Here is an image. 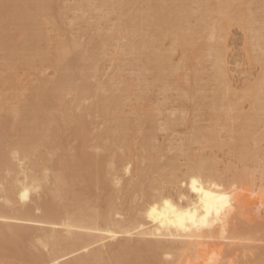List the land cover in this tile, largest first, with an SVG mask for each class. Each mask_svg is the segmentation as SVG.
I'll use <instances>...</instances> for the list:
<instances>
[{"label": "rangeland", "instance_id": "1", "mask_svg": "<svg viewBox=\"0 0 264 264\" xmlns=\"http://www.w3.org/2000/svg\"><path fill=\"white\" fill-rule=\"evenodd\" d=\"M5 1H7V0H0V3L1 4L3 2L5 3ZM8 1H9V3L7 2V6L8 7L11 6L10 8H8L9 9L8 15H10L8 17L10 18L11 21H13L11 24H13L15 26V29L17 26L18 27L21 26V28L23 27L22 30H24V28H25V31L18 30V27H17L16 31H18V33L22 31L21 33H19L21 35H18V33H17V35H18L17 36L15 33V30H13L14 32L12 30H10V32L11 31L13 32V35L15 33L14 36H16V37L21 36L18 39V41L19 40H21V41L17 42V39L16 40L12 39V40H14L15 43L13 41L11 42V44H13V45L15 44V46L12 45L14 47V48H12V51L14 49V51H13L14 54L13 53H12L13 55L11 54L14 61H12L11 55L8 57H7V55H9V54L4 55L6 53L4 51H6V50H4L3 47L0 46V49H3V50H0V59H2V60H0V67H1L0 71H2V72H0L1 73L0 74V101L2 99H4L1 102H3V101L8 102V104H7V102L5 104L0 103L3 106V107H1V105H0V110L2 108V110L0 111V119H3L2 117H4L6 119L10 115L8 112L15 114L18 111L16 110V112L14 111L15 112L14 113L13 112L14 108L19 109L20 107L22 109L26 108L28 111L25 109L27 111V113L25 111L26 117H24L25 114H22V116H20V117L18 116V118L21 120L25 119V118L29 119L32 116L31 114H28L30 112L29 107H28L27 103L24 104V106L21 105L22 104L21 100L25 102V100H27L29 98V96L31 95L32 89H35L38 87H41V89L44 87L47 88L50 85L56 86L58 84L57 78H58V80H60L58 77V74H59V76H65V75H68V77L70 76L68 79L70 81H71V77H72L73 78L72 79L73 86L75 89L74 88L71 89L72 86H70L69 90H68V87L65 88V90H61L60 96L61 97L63 96V97L62 98L60 97V100L59 99H55V100L54 99H50V100L48 99V102H49L48 106L50 105V103L52 101L51 105L55 104L58 107L59 104H61V103H57V101L61 102V100L63 98H64V101L62 102L61 108H59L60 107L59 106L58 107L59 109H55L58 111H55V112L53 110L50 111L51 113L54 112L52 114L50 113L51 114L50 115L51 116L50 121L53 122L52 120H54V119H52V118L54 116H55L54 118L57 117V120H55L54 123L48 122L50 125L47 123L48 127H50L49 129H46L47 128L46 124L44 125L45 128H44V130H42V134H43V132H46V133H44L46 136H44V135L40 136L41 138H43V142L42 141L40 142L41 138L38 139L39 140V146L36 145L37 142H35V145L37 146V148H35V147H34L35 149L31 148L34 153L32 152L31 149H30L31 151L28 150L29 152H28L27 156H30V154H31L32 158H31V156L26 157V160H25V158L24 159L19 158L18 154L14 155V157H13V154H11V152H8L11 155L10 157H13V159H14V160H12V158H9V159H11V160H9L8 159L9 154L7 153V159L9 160V162L11 161V163H13V166H12L13 169L8 172V171L4 170L5 168H0V175L1 176L3 175L2 177H0V198H1L0 199V205H2V203H3V199H2L3 197L2 196H4L3 194L5 191L9 190L8 187L9 186L11 187L10 183L13 180V178H15L16 176L21 177V174H19V173L24 172V170H27V169H28V171L30 170L29 172L31 175L33 172L32 176H34V174H35V176L37 175V177H41L43 175L47 176V174L49 173L48 174L49 176H47L48 181L44 182L45 184L44 183L42 184L44 187H42V189L38 190L35 193H31V195L29 197L30 199H28L24 203L25 208L28 207V205H29V207H33L34 205L38 206L40 204L38 206V207H40V211L35 212V215H37V216H40L41 212H43L47 207H50L51 210L52 209L54 210V209L62 206V204H63L62 202L69 200V201H66V203L64 202L65 205L67 203L69 204V202H70V204H72L71 201L74 202V199H76V200L80 201V203L82 204L81 206H83V207L79 206L80 203L75 202V205H72V206L67 205V206H69L67 209H70V208H81V209L86 208L87 209V207L91 208V209L94 208L93 210L96 212L99 210L98 213L100 215H106V213H108V212H112V214L117 213L119 216L116 215L114 217L116 219H120L121 217H123L122 216L123 214L125 217H126V215H129L130 213L135 214L136 213L135 209L137 207L140 208L142 206L141 204L145 203V201L143 200L144 195L142 196V193L145 194V190L148 187H150V188H148L147 191L150 193L147 192L148 194H146L145 198H147V196L151 195L153 192L156 191L155 193H157L158 190H159L158 192H161L160 190L163 189L161 192L162 194H167V195L172 194L171 196L177 200L179 194H185V192H186L185 186H183L179 181L180 180L182 181L184 174H186L190 168L194 169V167H200V166L203 167L204 170H205V167L207 166L206 170H208L209 173L212 172L211 175L216 176L215 178L218 177L217 179H219L221 181L224 180L225 182L222 181L223 183H227L228 181L232 182V181H234V179L236 180V178L238 179L240 177L239 182L243 181V183H246V185L243 183L242 184L239 183L238 184L239 188L236 192H237V195L241 198V200H243L246 203L251 204V202L253 200H255V198L252 199L253 197L252 198L250 197V194L248 191L256 190L257 192L260 193V189L264 190V114H263L264 113L263 112V110H264V108H263V106H264V87H263L264 86V83H263L264 82V72L262 73V71H264V35H263L264 34V32H263V30H264V18H263L264 17V0H239V1L235 0L237 2V5L239 3L241 5H238V6L233 5L234 6L233 9L234 8L237 9V7L241 6L238 9H242V10L241 11L236 10V13H235V9L233 10L232 7L229 6V8L231 7L230 9H232V11L228 8V11L229 12L231 11V12L230 13L228 12L227 16L217 15V14H215V16H214L213 15L214 13H212L211 15H213V17L215 19H216V17H218V19H216L217 21L214 18H212L211 16H210L211 19H209L208 17L210 15L211 11H213V9H215L216 6L219 4L218 0L217 1L216 0H212V1L209 0V1H211V3L207 0L206 4H208V2H209V4H212V2L216 1L215 3H213L215 5H213V4L212 5H206L207 8H208V6L209 7L211 6V8L208 9V10H210L209 13H208V11H206L208 14H206V12L204 13L203 9L202 10L199 9L202 7L204 8L205 0H190V1L187 0L188 2L186 0H183V1L182 0L181 1L180 0H162L161 6L163 8H160L161 6L160 7L158 6V8L161 9V11L163 12V15L165 12H168L167 14H169V16L170 15L173 16V14L169 13V11L175 12L174 13L175 15L173 17L172 16L168 17V15H166L168 18L165 17V19H170L168 22L171 24V26H173V27L170 26L171 29H168L169 28L168 25H170V24H167V22H165L166 23L165 25L167 26V28H165L166 26L163 25L164 22L163 23L157 22V24L160 23V25H161V26L159 25L160 28L162 27L160 29L161 33L159 36H161V35L164 36L165 34H167V31L171 30L168 32L167 38L165 35L164 36L165 38L163 37V40L160 39L159 41L157 39L155 40L154 37H153L154 39L151 37L153 35L155 36L154 31L156 30V27L158 26L157 24H155V22L158 21V18H159V16L157 15L159 12L158 11L159 9L157 10L156 5H155L156 9H153L154 11L157 10L155 13L151 7L149 8L150 12L147 8L148 5L150 6L151 0H147V2H146V0H134V1L133 0H126V2H125V0H122V2H121V0H117V1L112 0L113 2L111 0H110L111 2L109 0H8ZM42 1L44 2V5H43ZM105 1H108V2H105ZM119 1H120V3H119ZM132 1L134 3H136V6L134 3L133 4L131 3ZM154 1L155 0H153V3L156 2L158 4V0L155 2ZM197 1H199V2L201 1L200 3L203 2L204 3V4H202L203 6ZM223 1H226L228 5L229 4L232 5V3H235L234 0H232L233 2L228 1V0H223ZM109 2L112 3V5H110ZM228 2H230V3H228ZM117 3H119L120 5ZM125 3H127V4H125ZM8 4H11V5H8ZM121 4H122V6H121ZM128 4H129V6H128ZM138 4H141V5H138ZM20 5H22V6H20ZM34 5L36 6V9H33L35 7ZM158 5H160V4H158ZM199 5H201V6H199ZM115 6H118V7H116V9H115ZM134 6L136 8H138V10L135 9ZM235 6H237V7H235ZM16 7H18V8H16ZM166 7H168V8L170 7L171 10H168V8H166ZM23 8H25V9L27 8L26 9L27 12H25V14H23L20 11V9L23 10ZM131 8H132V10H131ZM133 8H134V10H133ZM181 8H183V10ZM162 9H164V10H162ZM165 9L167 11H165ZM173 9L175 11H172ZM178 9H180V10H178ZM147 10L149 13L146 12ZM119 11H121L122 14ZM161 11L159 12V15L162 14ZM180 11H184V13L180 14ZM199 11H200V13H199ZM201 11H202V13H201ZM242 11H243V16L241 17V14H238L237 12L241 13ZM233 12H234V15H232V16H235L237 21L235 20L234 17L231 16V13H233ZM19 13H22L21 15H23V16L25 15V18H23V20L21 18L22 16L19 17ZM139 13H141V14H139ZM144 13H145V16L143 15ZM249 13H250V15H249ZM236 14L241 17L239 20H238V16ZM29 15H30V17H33V18H31V20H30ZM128 15H131V16L133 15V16H135V18L137 17V20L134 17L131 18V19H133V21L135 20L132 23L130 21ZM149 15H151V16L148 19ZM153 15H157V16H153ZM163 15H162V17H164ZM176 15H178L179 17H183L184 20H181L182 18L178 19L179 17ZM183 15L186 17H184ZM201 15L202 16L205 15V16L202 17ZM45 16L47 19L43 18ZM142 16H144L143 17L144 19L142 18ZM124 17H126V18L124 19ZM160 17H161V15H160ZM175 17H177L176 21H175L176 23L178 20H181L180 21L181 23H182V21H184L182 23L183 26L180 25L181 23L179 24L182 28L181 27L178 28L179 26L176 27L177 24H175V26H174L173 23H174ZM165 19H163V21ZM171 19H172V21H171ZM202 19H204V20L202 21ZM224 19H226V20H224ZM227 19H231V21L229 23L232 25H229L228 23H226ZM250 19L251 20L254 19V20L250 21ZM20 20H22V21H20ZM122 20H123V22H121ZM124 20H125V22H124ZM223 20H224L225 24H228L229 26H226L223 23L222 26L223 27L225 26V28H223V27L222 28L223 29L227 28V29L225 31L224 30L218 31L219 29L217 26L220 24V21L223 22ZM16 21H18V23ZM31 21L33 23H31ZM159 21H160V18H159ZM198 21H200V22H198ZM24 22H26V24ZM35 22H36V25H35ZM140 22H141V24H140ZM204 22H207L208 25L211 24V27L209 26L210 29H208V26L205 29L207 24ZM27 23H28V25H27ZM42 23H44V24H42ZM123 23H125V24H123ZM212 23H215L214 25H216V26H213ZM149 24H151V25H149ZM130 25L133 27H131ZM136 25H137V27H136ZM27 26H29L30 28L29 27L27 28ZM34 26L35 27L39 26L40 28L39 27L34 28ZM212 26L214 28L215 27L217 28L216 32L214 30V32H215L214 37L211 36V34L212 35L214 34L213 30L211 31L212 33L211 32L209 33V31L213 28ZM151 27H153V28L155 27L153 29L154 31H152ZM12 28H14V27L12 26ZM12 28L10 27V29H12ZM21 28L19 27V29H21ZM164 28H165V31H164ZM177 28H178V31L181 33V36H184L183 38H185V39H181V40L182 41L186 40L185 43L184 42L182 43V41H181L178 44L177 42L179 40L177 39V41H176V39L173 38L174 33H175V35L176 34L180 35V33L176 32V30H175ZM173 29L175 30L174 32H173ZM204 29H205V31H204ZM30 31H31V33H30ZM120 31H122V32H120ZM256 31L258 32V34H260V32L263 33V34H261V37L262 36L263 37L259 38L260 35L257 36ZM40 32L42 33V36H39ZM150 32L153 33V35H151ZM171 32L173 34L172 36L170 35ZM218 32H220V33H218ZM22 33H24L25 36H23ZM34 33H35V35H34ZM127 33H129L130 35L132 34L131 35L132 37L128 36L129 34H127ZM31 34L35 37L34 39H33V36ZM37 35L39 37H37ZM168 35L171 36L172 38L169 37ZM178 35H176V36L179 39L182 38ZM205 35L208 38L207 37L205 38ZM176 36H174V37H176ZM12 38H14V37H12ZM27 38H28V40H27ZM31 38L33 39L32 43H31ZM37 38H39V39H37ZM203 38H205V39L203 40ZM212 38H214V39H212ZM216 38H217V40H216ZM129 39H131L132 41ZM33 41H35V45H33L34 44ZM59 41H62V42L60 43ZM129 41L134 45H131V43ZM150 42H151V44H150ZM59 43L61 44L60 46H59ZM214 43L215 44L217 43V44L214 45ZM145 44H147L149 46L152 45V46L151 47L148 46L150 48V49H148L147 45H145ZM30 45H32V46L30 47ZM154 45H156V46H154ZM220 45L221 46L223 45V47L221 48ZM21 46H23V47H21ZM80 46H82L83 48ZM101 46H102V49H101ZM103 46H105V47H103ZM20 47H21V49H20ZM34 47H36V48H34ZM94 47H97V48H94ZM22 48H23V50H22ZM70 48H72V52H71ZM75 49H76V51H75ZM217 49L219 50V52L216 51ZM54 50L55 51L59 50L58 52L60 53L61 58H59V56L57 54L58 52L56 53ZM88 50H89V52H88ZM34 51H35V53H34ZM61 51H64L67 55L65 53L61 54ZM83 51H85V52H83ZM29 52H31V53H29ZM79 52H80V54H79ZM164 52L166 53L168 58L165 57L166 55ZM55 53L57 54L56 58H55ZM21 54H23L24 56H22ZM31 54L34 57H32ZM50 54L52 56H50ZM76 54H78V55H76ZM61 55H63L65 58L68 57V60L71 61V62H66L67 65L64 62L65 63L64 68L62 66L63 62H61V64L59 63L60 60L63 58V56H61ZM81 55H82V57H81ZM159 55L160 56L164 55V56L160 57ZM15 56H16V58H15ZM27 56H29V57H27ZM73 56H74V59H73ZM75 56H79V57H77V58H79V60H82L83 58H85V61L83 59V61L78 63L79 60L78 61H77V59L75 60ZM87 56H89V57H87ZM90 56H91V60L89 59ZM97 56H98V58H97ZM148 56H149V60H148ZM57 57L60 60L56 63L54 61H57L56 60ZM157 57H160V59L158 58L159 60H161V58H163V59L166 58L167 60L170 58L168 61H166L167 66L164 65L165 64V62H164V63H162V65L160 64L159 67L158 66L156 67L155 62L158 60V59L156 60ZM4 58L9 60V61L5 60ZM86 58H87V60H86ZM10 59H11V63H10ZM22 59H25V60L22 61ZM98 59H99V61H98ZM140 59H141V61H140ZM214 59H216V60H214ZM68 60L64 59V61H68ZM20 61H21V65H20ZM22 62H23V64H22ZM168 62H170L171 64ZM15 63H17V64H15ZM54 63H56V64L59 63L57 65V67H60V68L55 67L56 64H54ZM89 63L94 64L95 68H94V65H90ZM145 63H147V65ZM153 64H155V66ZM33 65H34V67H33ZM82 65H84V66H82ZM147 66H149V67H147ZM151 66H153L154 69ZM169 66H171V67H169ZM65 67H67V69ZM82 67L83 68L85 67L86 69L88 67L89 68L92 67L93 70L96 68L97 69L93 71L92 68L91 69L88 68L89 70H87V72H89L91 70L89 72V75L87 72H85L88 75L87 78H89V79H87L88 84H90L89 91H86L84 88H81L80 90H78L79 92L78 91L76 92L75 90L79 89L78 87H80L81 86L80 83H82L79 81L80 77H81L82 70H83ZM146 67H147V69H146ZM161 67L163 70L160 69ZM2 68L4 70H2ZM169 68H171V69H169ZM193 68L197 69V70H194ZM9 70H11V71H9ZM64 71L68 72V73H65ZM91 72H92V74H91ZM4 73H6L7 74L6 76H8V77L4 76ZM12 73H14V74H12ZM162 74H164V76ZM191 74H193V75H191ZM197 74L200 76H198ZM9 76L11 77V79ZM77 77H79V78H77ZM197 78H198V80H197ZM6 79H8V80H6ZM194 79H195V81H197L196 84H195ZM3 80H4V82H3ZM107 80L109 81V83H107L108 82ZM6 82H8V83H6ZM9 82H11V83H9ZM103 82H105V83H103ZM112 82H113V84H112ZM36 83L39 86H37ZM53 83H57V84L54 85ZM29 84H31V85H29ZM63 84H64L63 87L69 85V83H67L68 85L66 83H63ZM71 84H72V82H71ZM108 84H110V85H108ZM192 85H193V87H195V86L196 87L193 88ZM34 86H37V87H34ZM75 86H78V87H75ZM91 86H92V88H91ZM113 86H114V88H113ZM255 86H259V90L257 91L258 92L257 94L259 96V100H258L259 104H257V108H259V109L257 111H255L257 114L254 113L253 105L250 103V100L247 99V97H246V95H248L250 93V89H252ZM50 87H48V88L50 89ZM95 87H96V89H94ZM229 87H231V88H229ZM261 87H262V89H261ZM27 88L29 90H31V92H29V90ZM103 88H104V90H103ZM62 89H64V88H62ZM66 89L68 91H70V90H72V91L68 92ZM92 89H94V90H92ZM110 89L113 91H110ZM116 89H118V90H116ZM44 90H45V88H44ZM44 90H43V92L39 98V99H41L42 103L47 102V97H49L48 94L46 93L47 96L44 97L46 100L43 99L44 101H42V97H43L42 95L45 94ZM46 90L48 91V89H46ZM50 90H49V92H50ZM91 90H92V93H91ZM100 90L101 91L103 90V92H101L103 94V97L105 95H107V96H105L106 98H112V99H107L108 101L106 102V104L107 103H109V104L106 105L105 102H103V104H101V106H104L103 109H105V110H102L103 113L101 111L98 112V109H94V108H97L94 104L97 99H95V97L92 98L93 97L92 95H94L95 91L97 92V94H99L98 95L99 97H102L101 93H99ZM123 90L125 91V93L123 92ZM190 90L194 91V92H191ZM80 91H82V92H80ZM83 91H84V94H83ZM185 91L191 92L190 93L191 95L189 93H186ZM22 92L23 93L25 92V93L23 94ZM96 92H95V94H96ZM62 93H63V95H62ZM77 93H79L78 97L80 98L81 101L78 100L79 98L77 99L76 96H74ZM97 94H96V96H97ZM193 94H194V96H193ZM182 95H183V97H182ZM189 95H190V97H187ZM231 95H233V98L232 97L230 98ZM234 95H235V97L237 96L236 97L237 99L234 97ZM184 96H186V97H184ZM218 96H220V97H218ZM9 97H10V100L8 101ZM24 97H25V99H24ZM26 97H27V99H26ZM192 97H195V98H192ZM5 98H6V100H5ZM94 99H95V101H94ZM227 99H229L230 101H228ZM67 100H68V102H67ZM55 101L57 104L55 103ZM222 101H225L224 105L228 104V106H231V108H233L232 109L233 111H229L226 106L224 107ZM226 101H228V102L226 103ZM14 102H16V103H14ZM65 102H67V105ZM76 102H78V103H76ZM215 102H217V103H215ZM261 102H262V104H261ZM219 103H220V105H219ZM14 104L17 106H14ZM10 105H11V107H10ZM215 105H217V106H215ZM8 106H9V108H8ZM66 106H68V107H66ZM237 106H239V107H237ZM62 107H64V108H62ZM8 109H13V110L9 111ZM60 109L62 112L61 111L59 112ZM112 109L113 110L115 109V110L112 111ZM237 109H239V110H237ZM6 110H7L8 115L5 117ZM63 110H65V111H63ZM236 110H237V112L239 111L237 114L235 113ZM240 111L242 113H240ZM231 112H232V114H231ZM100 113H102L101 115L103 117L100 115ZM112 113H114V115ZM239 113H240L239 117L234 116V114L238 115ZM248 113L255 115V121L256 122H254V127L251 130L252 132L250 131L248 134L249 139H247L246 142L244 143V145L246 147L244 146V148H242V147H240L241 145H238V142H237L238 137H239L238 135H240L239 134L240 128L237 131L236 129L235 130L232 129V126L234 125L233 128H237L235 126L240 125V124L238 125V123H237L240 121V117H242V116L244 117L245 115H249ZM63 114H65V115H63ZM11 115L9 118L13 117V115H12V117H11ZM97 115H99V116H97ZM27 116H29V117H27ZM13 118L10 119L11 122H13L14 120L15 121L19 120V119L16 120L15 118L14 119ZM60 118H61V120H60ZM147 118H148V120H147ZM173 118H176V119L173 120ZM178 118H180V119H178ZM5 119H3V121ZM27 119H26V121H27ZM30 119H32V117ZM67 119H68V121H67ZM145 119H146V121H145ZM150 119H151V123H150ZM238 119H239V121H237ZM132 120H133V122H132ZM5 121L7 122L9 120H5ZM15 121H14V123H15ZM147 121H149V124ZM172 121H174V122H172ZM9 122H7V123H9ZM11 122L9 124H12L14 126V128H12V125H11V128H10L11 131L8 128L7 132H6L10 136L9 135L6 136L5 134H3V131H2L3 129L0 130V135H2V134L5 135L6 137L9 138V141H10V139L13 141L14 140L16 141L17 139H19V141H20L19 137H21L20 134H21L22 130H19V129L20 128L22 129V126L17 122L16 124H19V126H20V127L18 126V128H17L16 127L17 125L15 126ZM136 122L137 123L139 122V124L136 125L137 124ZM155 123H156V125H155ZM235 123H237V125ZM51 124H52V126H51ZM150 124H152V126L155 129L151 128ZM6 125L7 124H5L4 126L7 128L8 126H6ZM59 126H60V128H59ZM129 126L131 127L130 134H128L129 133L128 131L130 129ZM243 126H239V127H241V129L243 128V130H244ZM127 127H128V131H127ZM141 127H142V130H141ZM62 128H63V130H60ZM137 128H139V129H137ZM125 129H126V131H125ZM146 129L149 132L152 131L153 129H154V131H153V133H149V132H146ZM229 129L230 130L232 129V130L230 131ZM4 130H5V128H4ZM17 130H19V133ZM204 133H207V134H204ZM107 134H109V135L106 136ZM194 134H195V136H194ZM229 134L231 135V137L233 139L230 138ZM49 135H52V138H49ZM128 135H129L128 138H123V137L128 136ZM232 135H234V137ZM63 136H64V138H63ZM149 136H151L150 138H152L151 141H150ZM1 137H3V136H1ZM44 137H46L47 141H49L48 143L46 140H44L45 139ZM144 137L147 139L149 138V139L148 140L146 139L147 141H145ZM212 137H213V139H212ZM4 138H3V140H4ZM8 138H7V141H8ZM103 138H104V140H102ZM208 138L210 139V141ZM126 139H128V140L126 141ZM5 140H4V142H5ZM123 140H125V142ZM143 140H144V143L141 144V142H143ZM229 140H230V142H229ZM7 141H6V144H9V143H7ZM112 141L114 143H112ZM17 142H18V140H17ZM108 142L109 143L111 142L112 144H109ZM145 142L146 143L149 142L148 145L145 144ZM236 142H237V144H236ZM2 143L3 142H1V144ZM120 143H122V144H120ZM10 144H11V141H10ZM58 144L60 145L61 148H58L59 147ZM149 144H151V145H149ZM152 144H153V146H152ZM201 144H202V146H201ZM3 145H5V144H3ZM35 145H33V146H35ZM145 145L148 146L149 148L146 147ZM124 147H126L127 149ZM94 148H96V149H94ZM52 150L56 151V153L53 154L54 151H52ZM113 150L117 153H115ZM126 150H129V151H126ZM145 150H150V151H145ZM238 150H240V151H238ZM241 150L243 151V153L245 152L244 153L245 155L241 152ZM59 151H60L61 155L59 154ZM133 151H134V153H132ZM137 151L139 154L136 153ZM154 151L156 153H154ZM159 151H162V152L160 153ZM49 152L52 153L51 156H50ZM79 152H81V155H79L80 154ZM239 152H240V156L242 153L241 157H244V156L248 157L249 156L248 154H250V158L248 157V158L244 159L245 157L241 158L240 156H239L240 157L239 158L238 157ZM85 153H87V154L85 155ZM71 154H73L74 157L71 156ZM144 154H146V156ZM152 154H153V156H152ZM38 155H40V156H38ZM42 155H44V156H42ZM64 155L65 156L68 155V156L65 157ZM161 155H162V157H161ZM83 156L87 157L86 160ZM95 156H97V157H95ZM49 157H51V158H49ZM52 157L54 158V160L58 159V161L56 160L57 161L56 165H55L56 167L54 168L56 170H54V171H55V173L58 174L59 178L61 177V175L64 177V174H61V172L65 171V170H63V168H65V167L62 168V166L66 165L67 167H69L67 170L70 173H68V172L67 173L69 174L70 179L73 180V178L74 177L76 178V176H77V178L80 180L81 177L83 178L85 173L88 174V172H89L92 175L88 174L87 179L90 180V176H91V179H93V181H91V182H95V183H93L94 185H90V184H92L90 181H89L90 186L88 184H86L87 182L85 183L86 184L85 185L84 183L80 182L82 179L79 182H78V179H76V184H78V185L72 186L75 183V181L73 180L74 183L71 182L70 183L71 185H70L69 184L70 179L65 174L66 176L64 178V182H66L65 180L69 179L68 183L67 182L66 183L69 184L70 186L69 185L67 186L65 183V185L67 186V188H66L62 182L60 183V185L62 184L64 189L65 188L71 189V186L73 187V189H71L70 192L68 190H64V189L62 190L63 187L61 185L60 186L61 190H62V192L65 193V194L61 193L63 196L65 195L63 198V201L57 200V202L55 201L52 204V202H49V201H51V197L46 192L48 187H51V186H52L51 188L54 187L52 185V181L54 179L53 176H57V174L52 172L53 170H51V172H49V170L52 169V168H50V166L51 165L54 166L53 165L54 161H53ZM122 157H124V158L121 159ZM151 157H154V158H151ZM155 157H156V159L158 158L156 161L154 160ZM48 158L52 159L53 164L48 163L49 162ZM80 158L82 160L84 159L85 161L83 160V162H81ZM145 158H149V159H145ZM100 159H101V161H100ZM143 159H145V160H143ZM20 160H22V161H20ZM41 160H42V162H41ZM71 160H73V161H71ZM75 160H78V161H75ZM122 160L126 161V163ZM63 161H64V163H63L64 165L61 164V162H63ZM91 161L93 162V164ZM98 161H100V162H98ZM110 161L111 162L113 161V163H114L113 168L116 166L114 168V170H112V169L110 170V168H111L109 166ZM114 161H116V162H114ZM58 162H60L61 165ZM86 163H88V164H86ZM127 163H129L128 166L130 168L129 169L130 173L124 174V173H122V172H124L123 166L126 165ZM36 164H38V165H36ZM48 164L50 165L49 168L47 166ZM79 164H81V165L79 166ZM150 164H152V165H150ZM155 164H157V165H155ZM58 165H60L61 168ZM32 166H33V168H32ZM37 166H38V168H37ZM43 166H45L46 169ZM162 166H163V168H162ZM168 166H170V169H172V170H170L168 168ZM101 167H104L105 169L101 168ZM117 167L118 168L120 167L121 170L118 169ZM153 167H155V168H153ZM159 167H160V169L162 168V170L157 169ZM57 168H58V170H57ZM94 168H95V170H93ZM97 168L101 169V171L99 172V170ZM2 169H3V171H2ZM77 169L80 170V171L78 170V172H79L78 174H77ZM115 169L117 171H115ZM210 169H212V170H210ZM14 170H16V171H14ZM37 170H38L39 176H38ZM40 170H42L41 174H40ZM85 170H87V171H85ZM156 170L158 171V173ZM206 170L203 172H206V175H207L209 173ZM105 171L106 172L108 171V173H106ZM97 172H98V174H97ZM15 173H17V174H15ZM50 173H52V174H50ZM113 173H117L116 175L120 178V182H119L120 184L119 183L118 184L113 183V181H112ZM166 173H168L169 175ZM53 174H55V175H53ZM75 174H77V175H75ZM87 174L85 175V178H86ZM96 174H97V176H96ZM100 174H104V176L102 175L104 178H105L106 174H108V175L104 179V178H102V176ZM148 174L150 177L148 176ZM151 174H153V175H151ZM124 175H127V176H124ZM162 175H164V176H162ZM242 175H244V179L242 178V180H241ZM92 176L96 177V178L94 177L95 180ZM100 176H101V179H104V180H100L99 179ZM160 176H161V178H164V179H160ZM248 176H250L249 179H254V180H252V182L255 181L254 184L252 182H250L251 180L249 181V179L247 178ZM52 177H53V179H52ZM63 177H62V179H63ZM109 177H110V179H109ZM178 177H179V179H178ZM11 178H12V180H11ZM167 178L169 180H171V183ZM170 178H172L173 180ZM153 179H155V180H153ZM175 180L177 181V184H176ZM100 181H102V183L104 185L102 183H100ZM110 181L112 184L110 183ZM151 182H152V184H151ZM173 182H175V183H173ZM79 183L85 185V188L82 187V189L81 188L77 189L76 187H80ZM178 183H180V185ZM247 183L248 184L252 183L253 185H248ZM95 184H96V187H95ZM153 184H155V185H153ZM156 184H159V185H156ZM166 184H168V185H166ZM2 185L5 187H3ZM45 185L46 186L49 185V186L46 187ZM151 185H153L154 187ZM86 186H88L89 188H91V186H94L93 187L94 189L92 188L89 190ZM60 187H59V189H60ZM140 187H142V188L140 189ZM260 187H263V188H260ZM44 188H46V189H44ZM117 188H119V189L116 190ZM136 188H138L139 190ZM143 188L145 190H143ZM44 190H45V192H43ZM150 190H152V191H150ZM136 191L139 192V195H138V192L135 193ZM142 191H144V192H142ZM75 192H77L76 193L77 195L75 194ZM66 194H67V197H66ZM47 195H49V196H47ZM73 195H74V198H73ZM80 195L82 196V198ZM88 199L90 201H88ZM59 201H60V203H59ZM83 201H85V202H83ZM41 202H42V204H41ZM89 202L90 203L94 202V204L92 205ZM130 202H132V203H130ZM43 203H44V205H43ZM85 203H89L90 205H87V207H86ZM135 203H136V206L138 205L137 207L135 206ZM20 204L21 203H18L15 199L14 202L12 201L10 208L8 207L11 210L6 209L7 212L10 211L9 212L10 215H18V214H16V211L17 210L19 211V209H20V211H23L22 208L24 209V207H22L23 205L22 204L20 205ZM56 204H57V206H56ZM83 204H85V207ZM45 206H47V207H45ZM76 206H78V207H76ZM89 206H91V207H89ZM42 207L44 208V210ZM132 207L133 208L136 207V208L132 209ZM108 208H109V211H108ZM250 208H252V206L249 207L247 210H250L251 213L246 212L248 214H246L244 218H238L237 219L236 217H234V219H232L233 222L231 221L230 226H229V228L231 227L230 228L231 231L239 232V230H240L239 233H241V235L245 234L244 235L245 237H248L251 239V242L238 241L237 242L238 245L232 247L233 249L235 248L234 251L236 252L235 253L234 251H232L233 255L231 256V259H230L232 264H241V263L242 264H252L253 261H254L253 262L254 264H264V262H262V263L258 262L257 263L256 259L255 260L250 259V258H252V256L255 257L256 253L259 254L260 252L264 251V230H263L264 229V224H263L264 206H263V208H261L262 210H260V211H262V212H260L259 216L255 215L253 212L255 210H251ZM96 209H98V210H96ZM119 209H120V211H119ZM130 209L132 210V212L130 211V213H128V211ZM47 210H49V208ZM123 210H125V211H123ZM20 211H19V213H20ZM101 212H102V214H101ZM103 212H105V213H103ZM120 213H121V216H120ZM252 213H253V215H252ZM261 218H262V220H260ZM241 219L245 220V221L243 220L242 224L240 222ZM240 224H241V226H240ZM239 226H240V229H239ZM243 226L245 227V229ZM246 228L248 231L246 230ZM37 231L38 230H32L31 231V229H29V230L27 229V231H25L24 234L21 233L22 236L19 237L21 239V242L19 243V250L20 251L25 252L23 248L27 249V247L34 244L33 243L34 242L33 237H35L36 235H39V233H40ZM231 231H230V233H232ZM36 232H37V234H36ZM27 233H28V235H27ZM29 237H30V239H29ZM119 239L117 241H119ZM102 242H100L101 245L97 243V244L91 245V247L89 246L86 250H83V251H87L88 249L93 251V249H95V248L97 249L99 247V245L102 247L103 243H105V245L106 244L108 245V243H109L108 241L107 242L104 241L103 243ZM119 243L123 244V242H119ZM119 243L117 242L116 244L119 245ZM134 243H135V245L137 244L134 241V239L130 240L129 245L127 242L126 246L128 245V247L129 246L131 247L134 245ZM10 245L12 247H14L12 245V242L8 244V247ZM96 245H97V247H96ZM1 246L2 245L0 244V247ZM11 246H10V248L7 247L8 249L5 248V250H2L0 248V255H2V254L4 255V257L0 256V264H4V263L5 264L6 263L7 264H9V263L14 264L15 261H14V258H12V257L14 256V254L16 252L18 253V251H17V249L11 248ZM22 246H23V248L21 249ZM137 246L133 247L134 248L133 250H135V254L133 253L134 251L129 253L130 254L129 259H131L132 261L135 260V258L137 259V261H133V262H136L137 264H141V263L142 264H155V263L157 264V262H154V260L159 261L161 259L162 261L160 260L158 263L164 264L165 257L162 255V252L156 251V252L161 253V256H163L162 258H160L161 256L159 255V253H156L154 249H152V251H154L155 253L150 251L151 249L150 250L146 249L142 243L138 247ZM222 246H221L222 249L224 250V248H225V252H226V250L228 252L227 247L224 245H222ZM245 247H247V248H245ZM33 249L34 250H32V247H31L29 250L33 251L34 253H37V250L39 248H37L36 251H35V248H33ZM100 249L104 250V249H106V247L104 246L103 248H100ZM107 249H108V247H107ZM136 250H138V251H136ZM148 250H149V252H148ZM257 250H259V251H257ZM3 251H4V253H3ZM5 251H6V253H5ZM91 251L88 253H93ZM96 251H94V252H96ZM139 251H140V253H138ZM105 252H107V251H105ZM253 252H256V253H253ZM84 253H86V252H84ZM84 253L82 251L77 255L74 253L73 254L74 256H72V257H70L71 255H68L69 257L66 256L64 260L62 259L64 262L62 261L61 263L62 264L73 263L72 258L76 259V258H78V255H82V254L83 255L79 256V257H83V256H85ZM247 253L250 255H248ZM131 254H132V256H131ZM152 254H153V256H152ZM157 254L159 255L158 256L159 258L156 257ZM105 255H106V253H105ZM154 255H155V257H154ZM126 256H127V254L122 257L123 258L122 260L125 259L126 262H129L130 260L128 261L127 260L128 258ZM247 256L248 257L251 256V257L248 258ZM133 257H134V259H132ZM6 258H8V259H6ZM153 258H154V260H153ZM156 258L159 260H157ZM246 258L249 259L250 263L246 262V261H248V259L246 260ZM138 259L140 261H138ZM59 261H61V260H59ZM142 261H145V262H142ZM121 262H123V264H124V261H121ZM61 263H58V264H61ZM136 263H134V264H136ZM106 264H111V263L107 262ZM127 264H132V262L127 263ZM170 264H174V262L170 263Z\"/></svg>", "mask_w": 264, "mask_h": 264}, {"label": "bare ground", "instance_id": "2", "mask_svg": "<svg viewBox=\"0 0 264 264\" xmlns=\"http://www.w3.org/2000/svg\"><path fill=\"white\" fill-rule=\"evenodd\" d=\"M110 1V0H109ZM112 1V0H111ZM110 1V2H111ZM117 1V0H116ZM134 1V0H133ZM131 2L132 4L134 3V2ZM155 1H157V0H155ZM154 1V2H155ZM181 1V0H180ZM179 1V2H180ZM183 1V0H182ZM187 1V0H186ZM185 1V2H186ZM190 1V0H189ZM209 1V0H208ZM212 1V0H211ZM211 1H209L210 3H211ZM217 1V0H216ZM215 1V2H216ZM228 1H231V2H233L232 0H228ZM235 1V0H234ZM236 1H239V0H236ZM235 1V3H232V5H228L227 4V2L226 1H223V0H218V2H219V4L216 6V8L215 9H213V11H211V13H210V15H209V19H211V17L212 18H214L213 17V15L215 16V14H217V15H225V16H227V14H228V8H229V6H231L232 7V9H233V5H237V2ZM7 2L9 3V1L7 0V1H5V3L3 2L2 4L0 3V46L1 47H3V49L4 50H6V51H4V52H6L4 55H6V54H9V55H7V57L8 56H10L12 53L14 54V49H13V51H12V48H14L13 46H15V44L13 45V44H11V42L13 41L14 42V40H16L17 39V42H19V41H21V40H19L18 41V39L21 37H16V36H14L15 35V33H16V35H17V33H18V31H16L17 30V27H16V29H15V26L13 25V24H11L13 21H11L10 20V18L8 17V16H10V15H8V8H10L11 6H7ZM41 2V1H40ZM105 2H108V1H105ZM109 2V3H110ZM113 2V1H112ZM121 2H122V0H121ZM125 2H126V0H125ZM146 2H147V0H146ZM188 2V1H187ZM197 2H199V1H197ZM201 2V1H200ZM199 2V3H200ZM206 2H207V0H205V5H204V8L202 7V8H199L200 10H202L203 9V11H204V13L206 12V11H208V13H209V11L210 10H208V9H210L211 8V6L209 7L208 6V8L206 7V5H212L213 3H215V2H212V4H209V2H208V4H206ZM13 3V2H12ZM42 3H43V5H44V2L42 1ZM41 3V4H42ZM119 3H120V1H119ZM119 3H117V4H119ZM129 3V2H128ZM130 3V4H131ZM139 3V2H138ZM161 3H162V0H158V4H160V5H158L156 2L155 3H153V0H151V2H150V6L148 5V10H149V8L151 7L152 8V10L153 9H156L157 8V10L159 9L158 8V6L160 7L161 6ZM203 2L202 3H200L201 5L202 4H204ZM228 3H230V2H228ZM239 3V2H238ZM16 4V3H15ZM31 4V3H30ZM125 4H127V3H125ZM135 4V6H136V3H134ZM142 4V3H141ZM141 4H138V5H141ZM147 4V3H146ZM166 4V3H165ZM164 4V5H165ZM183 4V3H182ZM186 4V3H185ZM8 5H11V4H8ZM17 5V4H16ZM15 5V6H16ZM19 5V4H18ZM37 5V4H36ZM109 5V4H108ZM110 5H112V3H110ZM120 5V4H119ZM153 5V6H152ZM155 5H156V8H155ZM163 5V4H162ZM201 5H199V6H201ZM213 5H215V4H213ZM238 5H241L240 3L238 4ZM237 5V6H238ZM20 6H22V5H20ZM25 6V5H24ZM33 6V5H32ZM35 6V5H34ZM114 6V5H113ZM121 6H122V4H121ZM128 6H129V4H128ZM134 6V7H135ZM146 6V5H145ZM178 6V5H177ZM184 6V5H183ZM203 6V5H202ZM237 6H235V7H237ZM42 7V6H41ZM116 7H118V6H115V9H116ZM230 7V8H231ZM241 7V6H240ZM240 7H237V9L236 8H234L235 9V13H236V10L237 11H241L242 9H238V8H240ZM16 8H18V7H16ZM33 8V7H32ZM160 8H163L162 6L160 7ZM166 8H168V7H166ZM170 8V7H169ZM168 8V10H171V8L169 9ZM214 8V7H213ZM229 8V9H230ZM14 9V8H13ZM27 9V8H26ZM25 8H23V10H21L20 9V11L23 13V14H25V12H27V10H26ZM33 9H36V6L33 8ZM135 9H137L138 10V8H136L135 7ZM177 9V8H176ZM182 10H183V8H181ZM232 9H230L231 11H232ZM233 9V10H234ZM29 10V9H28ZM113 10V9H112ZM119 10V9H118ZM117 10V11H118ZM131 10H132V8H131ZM133 10H134V8H133ZM148 10L146 11L147 13H149L150 12V10H149V12H148ZM151 10V11H152ZM156 10V11H157ZM162 10H164V9H162ZM178 10H180V9H178ZM185 10V9H184ZM37 11V10H36ZM122 11V10H121ZM121 11H119L121 14H122V12ZM154 11V10H153ZM156 11H154V13L156 12ZM159 12L161 11V9H159L158 10ZM165 11H167L166 9H165ZM164 11V12H165ZM172 11H175L174 9L172 10ZM187 11V10H186ZM230 11V12H231ZM34 12V11H33ZM131 12V11H130ZM133 12V11H132ZM140 12V11H139ZM159 12H158V16H159V18H160V21H159V18H158V21H156L155 22V24H157V22H160V23H163L164 22V24L163 25H165L166 23L165 22H167V24H170L168 21L170 20V19H165V17L166 18H168V17H170V16H172V15H170L169 16V14H167L168 12H165L164 13V15H163V12L161 11V13L162 14H160L161 15V17H160V15H159ZM229 12V13H230ZM22 13H19V17L20 16H22L21 18H22V20H23V18H25V15L23 16V15H21ZM135 13V12H134ZM143 13V12H142ZM153 13V12H152ZM169 13H171V14H173V16L175 15L174 13L175 12H170L169 11ZM181 13H184V11H180V14ZM187 13V12H186ZM199 13H200V11H199ZM201 13H202V11H201ZM207 12H206V14H208ZM212 13H214L213 15H211ZM238 14H241V17L243 16V11L240 13V12H237ZM14 14V13H13ZM12 14V15H13ZM41 14V13H40ZM139 14H141V13H139ZM138 14V15H139ZM178 14V13H177ZM45 15V14H44ZM134 15V14H133ZM131 16V15H128V17H129V19H130V21L133 23L134 21H133V19H131V18H135V16ZM144 16H145V13L143 14ZM157 15H153V16H157ZM162 15L164 16V17H162ZM166 15H168V17L166 16ZM179 15V14H178ZM178 15H176V16H178ZM232 15H234V12L233 13H231V16ZM237 15V14H236ZM249 15H250V13H249ZM125 16V15H124ZM131 16V17H130ZM144 16H142V18L144 17ZM151 15H149L148 16V19H149V17H150ZM172 16V17H173ZM184 16V15H183ZM202 16V15H201ZM200 16V17H201ZM203 16H205V15H203ZM202 16V17H203ZM211 16V17H210ZM238 16V15H237ZM16 17V16H15ZM29 17H30V15H29ZM139 17V16H138ZM179 17V16H178ZM184 17H186V16H184ZM199 17V18H200ZM232 17H234L235 18V20H236V17L235 16H232ZM240 16H238V20L241 18ZM14 18V17H13ZM27 18V17H26ZM31 18H33V17H30V20H31ZM43 18H46V16L45 17H43ZM121 18V17H120ZM126 17H124V19H125ZM141 18V19H142ZM176 18L177 17H175L173 20H174V26H175V24H177V26L176 27H178V28H180L181 26L180 25H182L183 26V22L184 21H182V23L180 22L181 20H184L183 19V17H179L178 19H180V18H182L181 20H178L177 21V23L175 22L176 21ZM206 18V17H205ZM204 18V19H205ZM207 18V19H208ZM264 18V17H263ZM262 18V19H263ZM35 19V18H34ZM47 19V18H46ZM136 20H137V17L135 18ZM144 19V18H143ZM153 19V18H152ZM155 19V18H154ZM163 19H165L164 21H163ZM204 19H202V21L204 20ZM206 19V20H207ZM208 19V20H209ZM215 19V18H214ZM216 19H218V17H216ZM215 19V20H216ZM220 19V18H219ZM22 20H20V21H22ZM157 20V19H156ZM200 20V19H199ZM224 20H226V19H224ZM224 20H223V22H221L220 21V24L217 26L218 27V31H221V30H226V29H223V28H225V26L223 27L222 25H223V23L225 24V22H224ZM252 20H254V19H252ZM251 19H250V21H252ZM139 21V20H138ZM144 21V20H143ZM142 21V22H143ZM146 21V20H145ZM171 21H172V19H171ZM201 21V22H202ZM217 21V20H216ZM231 21V19H227V21H226V23H228L229 25H232V24H230L229 22ZM237 21V20H236ZM17 23H18V21H16ZM42 22V21H41ZM121 22H123V20L121 21ZM124 22H125V20H124ZM198 22H200V21H198ZM21 23V22H20ZM25 24H26V22H24ZM23 23V24H24ZM31 23H33L32 21H31ZM45 23V22H44ZM44 23H42V24H44ZM128 23V22H127ZM131 23V24H132ZM139 23V22H138ZM145 23V22H144ZM143 23V24H144ZM160 23L159 24H157L158 26L156 27V30L154 31L153 29L155 28H153V27H151V29H152V31H154V33H155V36L153 35V33H151L150 32V34L151 35H153V36H151L152 38L154 37L155 38V40L157 39L158 41L160 40V39H162L163 40V37L166 35V38H167V34H168V32L169 31H171V30H169V31H167V34H165L164 36H159L160 35V29L162 28H160ZM181 23V24H180ZM204 23H206L207 25H206V27H205V29L207 28V26H208V29H210L209 28V26L211 27V24H209L208 25V23L207 22H204ZM216 23V22H215ZM215 23H212V25L213 26H216V25H214ZM252 23V22H251ZM30 24V23H29ZM46 24V23H45ZM123 24H125V23H123ZM129 24V23H128ZM140 24H141V22H140ZM180 24V25H179ZM228 24H225L226 26H229ZM238 24V23H237ZM27 25H28V23H27ZM35 25H36V22H35ZM120 25V24H119ZM149 25H151V24H149ZM160 25V26H159ZM12 26L14 27V28H12ZM23 26V25H22ZM131 26V25H130ZM153 26V25H152ZM166 26V25H165ZM169 26V28L168 29H171L170 28V26H171V24L170 25H168ZM212 26V27H213ZM10 27L12 28V29H10ZM20 28H21V26H19ZM19 27H18V30H22L23 29V27L21 28V29H19ZM25 27V26H24ZM29 26H27V28H28ZM39 27V26H38ZM38 27H35L34 26V28H38ZM119 27V26H118ZM121 27V26H120ZM131 27H133V26H131ZM135 27V26H134ZM136 27H137V25H136ZM142 27V26H141ZM171 27H173V26H171ZM175 27V28H176ZM203 27V28H204ZM223 27V28H222ZM26 28V29H27ZM30 28V27H29ZM40 28V27H39ZM124 28V27H123ZM130 28V27H129ZM128 28V29H129ZM165 28H167V26L165 27ZM165 28H164V31H165ZM178 28L177 29H175L176 30V32H179L178 31ZM182 28V27H181ZM214 28V27H213ZM211 29L210 31H209V33L213 30V35L211 34V36H213L214 37V35H215V32H216V30H217V28L215 29ZM257 28V27H256ZM255 28V29H256ZM149 29V28H148ZM205 29H204V31H205ZM10 30H15V33H14V35H13V32L11 31L10 32ZM31 30V29H30ZM122 30V29H121ZM125 30V29H124ZM174 29H173V32L175 31ZM214 30H215V32H214ZM263 30V29H262ZM22 31H25V28H24V30H22ZM21 31V32H22ZM33 31V30H32ZM131 31V30H130ZM134 31V30H133ZM138 31V30H137ZM151 31V30H150ZM191 31V30H190ZM260 31V30H259ZM21 32H19V33H21ZM34 32V31H33ZM36 32V31H35ZM120 32H122V31H120ZM129 32V31H128ZM132 32V31H131ZM184 32V31H183ZM257 32V31H256ZM263 32H264V30H263ZM12 33V34H11ZM18 33V35H21V34H19ZM25 33V32H24ZM24 33H22V35L23 36H25L24 35ZM30 33H31V31H30ZM165 33V32H164ZM180 33V32H179ZM191 33V32H190ZM208 33V34H209ZM212 33V32H211ZM218 33H220V32H218ZM224 33V32H223ZM126 34V33H125ZM127 34H129V33H127ZM192 34V33H191ZM261 34H263V33H261L260 32V34H258V32H257V36L258 35H260L259 36V38H262L261 37ZM17 35V36H18ZM32 35V34H31ZM34 35H35V33H34ZM39 35V34H38ZM37 35V37H39V36H42V33L40 32V35L38 36ZM132 35V34H131ZM130 34L128 35V36H131ZM139 35V34H138ZM137 35V36H138ZM149 35V34H148ZM171 36L173 35L172 34V32H171V34H170ZM176 35H178V34H176ZM175 35V33H174V36H176ZM188 35V34H187ZM190 35V34H189ZM264 35V34H263ZM22 36V37H23ZM33 36V35H32ZM31 36V37H32ZM127 36V37H128ZM169 36V35H168ZM171 36H169V37H171ZM173 36V38H175L176 39V41H177V39L179 40L177 43L179 44L182 40L181 39H185V38H183L184 36H181V33H180V35H178V36H180V37H182V38H178L177 36L176 37H174ZM209 36V35H208ZM218 36V35H217ZM12 37H14V38H12ZM132 37V36H131ZM159 39H158V38ZM188 37V36H187ZM201 37V36H200ZM207 36L205 35V38H206ZM24 38V37H23ZM35 37L33 36V39H34ZM153 38V39H154ZM165 38V37H164ZM172 38V37H171ZM192 38V37H191ZM205 38H203V40L205 39ZM208 38V37H207ZM12 39H14V40H12ZM32 38H31V43H32V40H33ZM37 39H39V38H37ZM141 39V38H140ZM145 39V38H144ZM170 39V38H169ZM174 39V40H175ZM187 39V38H186ZM212 39H214V38H212ZM258 39V38H257ZM26 40V39H25ZM27 40H28V38H27ZM129 40H131V39H129ZM172 40V39H171ZM216 40H217V38H216ZM215 40V41H216ZM37 41V40H36ZM101 41V40H100ZM132 41V40H131ZM137 41V40H136ZM144 41V40H143ZM254 41V40H253ZM26 42V41H25ZM34 42V44L33 45H35V41H33ZM60 43L62 42V41H59ZM130 42V41H129ZM138 42V41H137ZM145 42V41H144ZM143 42V43H144ZM156 42V41H155ZM175 42V41H174ZM185 43L186 42V40H183L182 41V43ZM188 42V41H187ZM15 43V42H14ZM22 43V42H21ZM24 43V42H23ZM37 43V42H36ZM59 43V46L61 45ZM64 43V42H63ZM131 43V42H130ZM134 43V42H133ZM153 43V42H152ZM218 43V42H217ZM216 43V44H217ZM103 44V43H102ZM136 44V43H135ZM150 44H151V42H150ZM157 44V43H156ZM176 44V43H175ZM189 44V43H188ZM215 43H214V45H216ZM11 45V46H10ZM13 45V46H12ZM18 45V44H17ZM131 45H134V44H132L131 43ZM130 45V46H131ZM142 45V44H141ZM145 45H147V44H145ZM184 45V44H183ZM25 46V45H24ZM32 45H30V47H31ZM37 46V45H36ZM58 46V45H57ZM58 46V47H59ZM138 46V45H137ZM144 46V45H143ZM149 45H147V47H148ZM152 45H150L149 47H151ZM154 46H156V45H154ZM153 46V47H154ZM207 46V45H206ZM221 46V45H220ZM260 46V45H259ZM21 47H23V46H21ZM21 47H20V49H21ZM29 47V48H30ZM72 47V46H71ZM80 47H82V46H80ZM79 47V48H80ZM103 47H105V46H103ZM148 47V49H150ZM180 47V46H179ZM183 47V46H182ZM201 47V46H200ZM223 47V45L221 46V48ZM257 47V46H256ZM18 48V47H17ZM16 48V49H17ZM34 48H36V47H34ZM33 48V49H34ZM56 48V47H55ZM68 48V47H67ZM66 48V49H67ZM83 48V47H82ZM92 48V47H91ZM94 48H97V47H94ZM137 48V47H136ZM142 48V47H141ZM176 48V47H175ZM181 48V47H180ZM184 48V47H183ZM219 48V47H218ZM3 49H0V50H3ZM15 49V50H16ZM100 49V48H99ZM101 49H102V46H101ZM133 49V48H132ZM139 49V48H138ZM147 49V50H148ZM154 49V48H153ZM220 49V48H219ZM22 50H23V48H22ZM30 50V49H29ZM60 50V49H59ZM59 50H57V51H55L56 53L59 51ZM70 50H71V52H72V48H70ZM87 50V49H86ZM85 50V51H86ZM93 50V49H92ZM155 50V49H154ZM12 51V52H11ZM17 51V50H16ZM15 51V52H16ZM37 51V50H36ZM39 51V50H38ZM66 51V50H65ZM75 51H76V49H75ZM82 51V50H81ZM80 51V52H81ZM85 51H83V52H85ZM216 51H218L219 52V50L217 49ZM221 51V50H220ZM18 52V51H17ZM20 52V51H19ZM67 52V51H66ZM80 52H79V54H80ZM88 52H89V50H88ZM22 53V52H21ZM26 53V52H25ZM29 53H31V52H29ZM34 53H35V51H34ZM42 53V52H41ZM54 53V52H53ZM55 53V58H56V56H57V54H58V56H59V58H61L60 57V53L58 52L57 54ZM65 52L64 51H61V54H64ZM70 53V52H69ZM78 53V52H77ZM150 53V52H149ZM165 53V52H164ZM168 53V52H167ZM217 53V52H216ZM12 54V55H13ZM66 54V53H65ZM83 54V53H82ZM160 54V53H159ZM162 54V53H161ZM12 55H11V58H12ZM22 56H24L23 54H21ZM67 55V54H66ZM69 55V54H68ZM76 55H78V54H76ZM165 55H166V53H165ZM31 56H32V54H31ZM30 56V57H31ZM41 56V55H40ZM48 56V55H47ZM50 56H52L51 54H50ZM61 56H63V55H61ZM85 56V55H84ZM158 56V55H157ZM160 56V55H159ZM161 56H164V55H161ZM160 56V57H161ZM21 57V56H20ZM27 57H29V56H27ZM32 57H34V56H32ZM67 57V56H66ZM70 57V56H69ZM72 57V56H71ZM77 57H79V56H75V60L77 59V61L79 60V58H77ZM81 57H82V55H81ZM87 57H89V56H87ZM156 57V56H155ZM160 57H157L156 58V60L159 58L160 59ZM166 58H168L167 57V55L165 56ZM164 57V58H165ZM215 57V56H214ZM15 58H16V56H15ZM19 58V57H18ZM17 58V59H18ZM24 58V57H23ZM43 58V57H42ZM93 58V57H92ZM97 58H98V56H97ZM163 59V58H161V60H155L154 62L156 63V67L158 66L159 67V65L161 64L162 65V63H164L165 62V66H167L166 65V61H168L167 59ZM5 59V58H4ZM9 59V58H8ZM64 59L65 60H68V57L67 58H65L64 56H63V58L60 60V59H58V57H57V61H54V62H58L59 60H60V64H61V62H63V64H62V66H63V68H64V65H65V63L66 62H71V61H64ZM73 59H74V56H73ZM84 59V61H85V58H83ZM83 59L82 60H79L78 61V63H80L81 61H83ZM90 60H91V56H90V58H89ZM139 59V58H138ZM155 59V58H154ZM153 59V60H154ZM0 60H2V59H0ZM5 60H7V59H5ZM21 60V59H20ZM25 59H22V61H24ZM86 60H87V58H86ZM148 60H149V56H148ZM152 60V61H153ZM214 60H216V59H214ZM7 61H9V60H7ZM6 61V62H7ZM12 61H14L13 60V58H12ZM19 61V60H18ZM32 61V60H31ZM37 61V60H36ZM42 61V60H41ZM98 61H99V59H98ZM140 61H141V59H140ZM144 61V60H143ZM142 61V62H143ZM26 62V61H25ZM48 62V61H47ZM65 62V63H64ZM91 62V61H90ZM138 62V61H137ZM10 63H11V59H10ZM34 63V62H33ZM56 63H54V64H56ZM58 63V64H59ZM83 63V62H82ZM92 63V62H91ZM168 63H170V62H168ZM7 64V63H6ZM5 64V65H6ZM15 64H17V63H15ZM22 64H23V62H22ZM26 64V63H25ZM48 64V63H47ZM58 64H56V66L55 67H57V65ZM90 64V63H89ZM146 65H147V63H145ZM171 64V63H170ZM8 65V64H7ZM20 65H21V61H20ZM28 65V64H27ZM66 65H67V63H66ZM81 65V64H80ZM90 65H94V64H90ZM154 66H155V64H153ZM163 65V66H164ZM2 66V65H1ZM14 66V65H13ZM16 66V65H15ZM25 66V65H24ZM82 66H84V65H82ZM162 66V67H163ZM173 66V65H172ZM10 67V66H9ZM28 67V66H27ZM33 67H34V65H33ZM147 67H149V66H147ZM147 67H146V69H147ZM152 68H153V66H151ZM162 67L160 68V69H162ZM169 67H171V66H169ZM1 68V67H0ZM11 68V67H10ZM54 68V67H53ZM57 68H60V67H57ZM66 69H67V67H65ZM83 68V67H82ZM89 68V67H88ZM86 69L85 67L83 68V70H82V73H81V77H80V82H82V83H80L81 84V86L80 87H78V86H75V87H78L79 89H76L75 91L77 92L78 90H80L81 88H84L86 91H89V88H90V84H88V82H87V79H89V78H87L88 77V75H89V72L91 71H89V72H87V70H89V69H91V68H89V69ZM94 68H95V65H94ZM144 68V67H143ZM151 68V69H152ZM168 68V67H167ZM173 68V67H172ZM62 69V68H61ZM97 69V68H96ZM96 69H94V70H96ZM154 69V68H153ZM169 69H171V68H169ZM194 69V68H193ZM2 70H4L3 68H2ZM8 70V69H7ZM15 70V69H14ZM70 70V69H69ZM92 70H93V68H92ZM93 70V71H94ZM99 70V69H98ZM163 70V69H162ZM194 70H197V69H194ZM6 71V70H5ZM9 71H11V70H9ZM59 71V70H58ZM63 71V70H62ZM92 71V72H93ZM152 71V70H151ZM0 72H2V71H0ZM61 72V71H60ZM65 72V71H64ZM85 72H87L88 73V75H87V73H85ZM92 72H91V74H92ZM219 72V71H218ZM264 71H262V73H263ZM62 73V72H61ZM65 73H68V72H65ZM172 73V72H171ZM197 73V72H196ZM261 73V74H262ZM1 74V73H0ZM10 74V73H9ZM12 74H14V73H12ZM58 74V73H57ZM77 74V73H76ZM157 74V73H156ZM219 74V73H218ZM7 74L6 73H4V76H6ZM94 75V74H93ZM163 76H164V74H162ZM191 75H193V74H191ZM198 75V74H197ZM221 75V74H220ZM11 76V75H10ZM9 76V77H10ZM67 76V77H66ZM97 76V75H96ZM157 76V75H156ZM160 76V75H159ZM162 76V77H163ZM196 76V75H195ZM198 76H200V75H198ZM6 77H8V76H6ZM57 77V76H56ZM58 77H59V79L60 80H58V78H57V81H58V84L57 83H53L54 85L55 84H57L56 86H52V85H50V86H48V87H50V89L47 87H44L45 88V90L46 89H48V91L46 92L45 90H44V88H42L43 90H44V95H42L43 97H42V101H44V100H46L44 97H46L47 95H46V93L48 94V96L50 97H47V102H41V99H39L40 98V96H41V94H42V92H43V90L41 89V87H38V88H35V89H32V92H31V90H29L28 88V90H29V92H31V95L29 96V98L27 99V97H26V99L27 100H25V102L24 101H22L21 100V105H23L24 106V104H26L27 103V105H28V107H29V110H30V112L28 113V114H31L32 116V119H27V118H25V119H19L18 118V116L20 117V116H22V114H25V111L27 110L26 108H14V110L13 109H8L9 111H12L13 110V112L15 111L16 112V110L18 111V112H14L15 114H12V113H10V112H8L10 115L12 114L13 115V117L17 120V119H19V120H17V121H15V123H14V121L13 122H11V120L10 119H12L13 117H12V115H11V117L12 118H9L10 117V115L5 119L4 117H2L3 119H5V120H9L11 123H13L17 128H18V126H19V124L22 126V129L20 128L19 130H22V132H21V134H20V136L21 137H19L20 138V141H19V139H17L18 140V142H17V140L14 142L13 140H11L10 139V141H11V144H10V141H9V138L8 137H6V136H8L9 134L8 133H6L7 132V129L9 128H11V125L12 124H9L10 122L9 121H7V122H9V123H7L5 120L3 121V119H0L1 121H0V130H2L3 131V134H5V135H0V168H5L4 170H6V171H11L12 169H13V163H11V161L9 162V160H11V159H9V158H12V160H14L13 159V157H14V155H19L18 157L19 158H21V159H24L25 158V160H26V157H30L31 156V154H30V156H27V154H28V150H30L31 148L32 149H35V148H37V146L36 145H38L39 146V140L38 139H40L41 137V135H44V136H46L44 133H46V132H43V134H42V130H44V128H45V124H46V126H47V128L46 129H49L50 127H48V124L49 123H54V121L55 120H57V117L56 118H52V119H54V120H52L53 122H51L50 121V115L52 114V113H54L55 111H58V110H55V109H59V108H61V105H62V102L64 101V98L61 100V102L60 101H57V103H61V104H59V108L57 107V105H55V104H53V105H51V103H52V101H51V103H50V105L48 106V99L50 100V99H59L60 100V93H61V90H65V88H67L68 87V90L70 89V86H72L71 87V89L72 88H74V86H73V81H72V77H71V81L70 80H68L69 79V77H68V75H65V76H59V74H58ZM62 77V78H61ZM161 77V76H160ZM192 77V76H191ZM262 77V76H261ZM3 78V77H2ZM77 78H79V77H77ZM93 78V77H92ZM96 78V77H95ZM94 78V79H95ZM10 79H11V77H10ZM45 79V78H44ZM159 79V78H158ZM6 80H8V79H6ZM68 80V81H67ZM75 80V79H74ZM197 80H198V78H197ZM223 80V79H222ZM11 81V80H10ZM14 81V80H13ZM16 81V80H15ZM78 81V82H79ZM108 81V80H107ZM194 81H195V79H194ZM3 82H4V80H3ZM20 82V81H19ZM50 82V81H49ZM71 82H72V84H71ZM77 82V83H78ZM106 82V81H105ZM105 82H103V83H105ZM111 82V81H110ZM6 83H8V82H6ZM9 83H11V82H9ZM63 83H69V85L68 86H65V87H63ZM94 83V82H93ZM102 83V84H103ZM107 83H109V81L107 82ZM197 83V81H195V84ZM264 83V82H263ZM65 84V85H66ZM112 84H113V82H112ZM29 85H31V84H29ZM36 85H37V83H36ZM43 85V84H42ZM45 85V84H44ZM98 85V84H97ZM108 85H110V84H108ZM191 85V84H190ZM255 85V84H254ZM263 85V84H262ZM7 86V85H6ZM37 86H39V85H37ZM37 86H34V87H37ZM41 86V85H40ZM199 86V85H198ZM14 87V86H13ZM94 87V86H93ZM97 87V86H96ZM96 87L94 88V89H96ZM192 87H193V85H192ZM196 87V86H195ZM195 87H193V88H195ZM264 87V86H263ZM26 88V87H25ZM62 88H64V89H62ZM91 88H92V86H91ZM98 88V87H97ZM112 88V87H111ZM113 88H114V86H113ZM229 88H231V87H229ZM23 89V88H22ZM21 89V90H22ZM26 89V90H27ZM75 89V88H74ZM83 89V90H84ZM94 89H92V90H94ZM102 89V88H101ZM124 89V88H123ZM201 89V88H200ZM261 89H262V87H261ZM25 90V91H26ZM27 90V91H28ZM49 90H50V92H49ZM67 90V89H66ZM67 90V91H68ZM92 90H91V93H92ZM103 90H104V88H103ZM103 90L101 91L100 90V92L99 93H101V92H103ZM109 90V89H108ZM107 90V91H108ZM116 90H118V89H116ZM187 90V89H186ZM231 90V89H230ZM259 90V86H255V87H253L252 89H250V93L248 94V95H246V97H247V99H249L250 100V103L253 105V110H254V113H256L255 111H257L259 108H257V104H259L258 103V100H259V96H258V91ZM26 91V92H27ZM70 91H72V90H70ZM70 91H68V92H70ZM74 91V92H75ZM110 91H113V90H111L110 89ZM191 91V90H190ZM201 91V90H200ZM28 92V93H29ZM49 92V93H48ZM79 92V91H78ZM80 92H82V91H80ZM96 92V91H95ZM95 92H94V95H92L93 97L92 98H94L95 97V99H97L96 100V102L94 103L95 104V106L97 107V108H94V109H98V112L99 111H101L102 112V110H105V109H103V107L104 106H101V104H103V102H105V104H106V102L108 101L107 99H112V98H106L105 96H107V95H105L104 97H103V94L101 93V96L102 97H99L98 95L99 94H97V92H96V94H97V96H96V94H95ZM115 92V91H114ZM119 92V91H118ZM117 92V93H118ZM122 92V91H121ZM123 92L125 93V91L123 90ZM122 92V93H123ZM186 93H191V92H194V91H191V92H187V91H185ZM23 93V92H22ZM21 93V94H22ZM25 93V92H24ZM23 93V94H24ZM64 93V92H63ZM63 93H62V95H63ZM108 93V92H107ZM113 93V92H112ZM183 93V92H182ZM236 93V92H235ZM13 94V93H12ZM71 94V93H70ZM78 94L79 93H77V94H75L74 96H76V98L78 99L79 97H78ZM83 94H84V91H83ZM82 94V95H83ZM106 94V93H105ZM115 94V93H114ZM195 94V93H194ZM194 94H193V96H194ZM234 94V93H233ZM7 95V94H6ZM10 95V94H9ZM68 95V94H67ZM66 95V96H67ZM90 95V94H89ZM191 95V94H190ZM190 95L189 96H187V97H190ZM223 95V94H222ZM3 96V95H2ZM1 96V97H2ZM72 96V95H71ZM80 96V95H79ZM111 96V95H110ZM114 96V95H113ZM221 96V95H220ZM220 96H218V97H220ZM239 96V95H238ZM63 97V96H62ZM61 97V98H62ZM115 97V96H114ZM182 97H183V95H182ZM184 97H186V96H184ZM233 98V95H231L230 96V98ZM234 97H235V95H234ZM237 97V96H236ZM235 97V98H236ZM261 97V96H260ZM23 98V97H22ZM67 98V97H66ZM192 98H195V97H192ZM229 98V99H230ZM234 98V99H235ZM12 99V98H11ZM24 99H25V97H24ZM44 99V100H43ZM95 99H94V101H95ZM189 99V98H188ZM218 99V98H217ZM229 99H227L228 101H230ZM237 99V98H236ZM2 100H4V99H2ZM1 100V101H2ZM5 100H6V98H5ZM10 100V97H9V99H8V101ZM40 100V101H39ZM66 100V99H65ZM74 100V99H73ZM78 100H80V98L78 99ZM91 100V99H90ZM215 100V99H214ZM221 100V99H220ZM0 101V103H2V104H5L7 101H3V102H1ZM81 101V100H80ZM79 101V102H80ZM89 101V100H88ZM110 101V100H109ZM228 101H226V103L228 102ZM232 101V100H231ZM239 101V100H238ZM20 102V101H19ZM24 102V103H23ZM41 102V103H40ZM67 102H68V100H67ZM67 102H65L66 103V105H67ZM75 102V101H74ZM248 102V101H247ZM14 103H16V102H14ZM55 103H56V101H55ZM56 103V104H57ZM76 103H78V102H76ZM111 103V102H110ZM215 103H217V102H215ZM222 103H223V105H224V103H225V101H222ZM221 103V104H222ZM235 103V102H234ZM7 104H8V102H7ZM107 104H109V103H107ZM106 104V105H107ZM261 104H262V102H261ZM1 105V104H0ZM26 105V106H27ZM219 105H220V103H219ZM233 105V104H232ZM235 105V104H234ZM5 106V105H4ZM14 106H17V105H15L14 104ZM51 106V107H50ZM54 108H53V107ZM94 106V107H95ZM215 106H217V105H215ZM227 107V109L229 110V111H233L232 109L233 108H231V106H228V104H225L224 105V107ZM1 107H3L2 105H1ZM10 107H11V105H10ZM57 107V108H56ZM66 107H68V106H66ZM116 107V106H115ZM211 107V106H210ZM235 107V106H234ZM237 107H239V106H237ZM242 107V106H241ZM8 108H9V106H8ZM13 108V107H12ZM62 108H64V107H62ZM252 108V107H251ZM263 108H264V106H263ZM26 109V110H25ZM78 109V108H77ZM235 109V108H234ZM241 109V108H240ZM1 110H2V108H1ZM0 110V111H1ZM51 110H53L54 112H50ZM73 110V109H72ZM108 110V109H107ZM115 110V109H114ZM113 109H112V111H114ZM210 110V109H209ZM212 110V109H211ZM219 110V109H218ZM217 110V111H218ZM237 110H239V109H237ZM237 110H236V114L239 112H237ZM28 111V110H27ZM27 111H26V113H27ZM61 111V109L59 110V112ZM63 111H65V110H63ZM97 111V110H96ZM213 111V110H212ZM224 111V110H223ZM227 111V110H226ZM24 112V113H23ZM62 112V111H61ZM69 112V111H68ZM94 112V111H93ZM106 112V111H105ZM261 112V111H260ZM263 112H264V110H263ZM8 113H7V110H6V115H5V117L8 115ZM51 113V114H50ZM67 113V112H66ZM70 113V112H69ZM103 113V112H102ZM102 113H100V115L102 114ZM214 113V112H213ZM222 113V112H221ZM240 113H242L241 111H240ZM240 113L238 114V115H236V114H234V116H240ZM246 113V112H245ZM113 115H114V113H112ZM231 114H232V112H231ZM249 115H245L243 118L242 117H240V121H239V119L237 120V121H239V122H237L238 123V125L239 126H243L244 127V130H243V128L241 129V127H239V126H235V127H237V128H233V126H232V129H236L237 131L239 130V128H240V135H238L239 137H238V145H241L240 147H242V148H244V143L246 142V140L247 139H249L248 138V134H249V132L252 130V128L254 127V122H256L255 121V115L254 114H250V113H248ZM257 114V113H256ZM264 114V113H263ZM15 115V116H14ZM63 115H65V114H63ZM87 115V114H86ZM93 115V114H92ZM220 115V114H219ZM3 116V115H2ZM97 116H99V115H97ZM102 116V115H101ZM100 116V117H101ZM147 116V115H146ZM24 117H26V114H25V116ZM27 117H29V116H27ZM59 117V116H58ZM68 117V116H67ZM66 117V118H67ZM103 117V116H102ZM151 117V116H150ZM149 117V118H150ZM232 117V116H231ZM230 117V118H231ZM13 118V119H14ZM62 118V117H61ZM61 118H60V120H61ZM95 118V117H94ZM137 118V117H136ZM26 119H27V121H26ZM174 119H176V118H173V120ZM178 119H180V118H178ZM235 119V118H234ZM29 120V121H28ZM95 120V119H94ZM147 120H148V118H147ZM67 121H68V119H67ZM88 121V120H87ZM136 121V120H135ZM138 121V120H137ZM145 121H146V119H145ZM5 122V123H4ZM19 123V124H16V123ZM29 122V123H28ZM49 122V123H48ZM60 122V121H59ZM132 122H133V120H132ZM141 122V121H140ZM148 122V124H149V121H147ZM155 122V121H154ZM170 122V121H169ZM172 122H174V121H172ZM231 122V121H230ZM48 123V124H47ZM137 123V122H136ZM150 123H151V119H150ZM237 123H235L236 125H237ZM5 124H7L6 126H8L7 128L4 126ZM66 124V123H65ZM86 124V123H85ZM139 124V122L136 124V125H138ZM141 124V123H140ZM147 124V125H148ZM171 124V123H170ZM10 125V126H9ZM50 125V124H49ZM60 125V124H59ZM146 125V126H147ZM155 125H156V123H155ZM44 126V127H43ZM51 126H52V124H51ZM66 126V125H65ZM123 126V125H122ZM149 126V125H148ZM150 126H151V128H154L153 126H152V124H150ZM230 126V127H231ZM5 128V130H4V128ZM15 127V128H16ZM20 127V126H19ZM43 127V128H42ZM77 127V126H76ZM126 127V126H125ZM130 127V126H129ZM140 127V126H139ZM156 127V126H155ZM12 128H14V126L12 125ZM42 128V129H41ZM59 128H60V126H59ZM79 128V127H78ZM85 129V128H84ZM133 129V128H132ZM137 129H139V128H137ZM155 129V128H154ZM154 129L152 130V131H147V129H146V132H149V133H153V131H154ZM231 129V130H232ZM14 130V129H13ZM19 130H17L18 131V133H19ZM53 130V129H52ZM60 130H63V128L62 129H60ZM86 130V129H85ZM130 130H131V127H130V129H129V131H128V127H127V131L129 132L128 134H130ZM141 130H142V127H141ZM140 130V131H141ZM149 130V129H148ZM230 130V129H229ZM230 130V131H231ZM10 131H11V129H10ZM16 131V130H15ZM54 131V130H53ZM69 131V130H68ZM125 131H126V129H125ZM133 131V130H132ZM229 131V132H230ZM5 132V133H4ZM74 132V131H73ZM77 132V131H76ZM79 132V131H78ZM109 132V131H108ZM107 132V133H108ZM145 132V131H144ZM203 132V131H202ZM201 132V133H202ZM252 132V131H251ZM17 133V134H18ZM51 133V132H50ZM85 133V132H84ZM118 133V132H117ZM121 133V132H120ZM133 133V132H132ZM140 133V132H139ZM209 133V132H208ZM49 134V133H48ZM47 134V135H48ZM59 134V133H58ZM78 134V133H77ZM82 134V133H81ZM102 134V133H101ZM110 134V133H109ZM109 134H107L106 136H108ZM144 134V133H143ZM148 134V133H147ZM204 134H207V133H204ZM153 135V134H152ZM151 135V136H152ZM230 135V134H229ZM1 136H3V137H1ZM10 136V135H9ZM51 136V137H50ZM132 136V135H131ZM144 136V135H143ZM151 136H149V138L151 137ZM194 136H195V134H194ZM210 136V135H209ZM233 137H234V135H232ZM5 137V138H4ZM111 137V136H110ZM122 137V136H121ZM129 137V135L128 136H125V137H123V138H128ZM216 137V136H215ZM3 138H4V140H5V142H4V140H3ZM7 138H8V141H7ZM45 139L44 140H46L47 141V139H46V137H44ZM49 138H52V135H49ZM63 138H64V136H63ZM80 138V137H79ZM120 138V137H119ZM145 138V137H144ZM143 138V139H144ZM148 138V139H149ZM204 138V137H203ZM207 138V137H206ZM230 138H232L231 137V135H230ZM14 139V138H13ZM81 139V138H80ZM147 138H145V141H147L146 140ZM151 139L152 138H150V141H151ZM198 139V138H197ZM205 139V138H204ZM209 139V138H208ZM212 139H213V137H212ZM233 139V138H232ZM236 139V138H235ZM251 139V138H250ZM257 139V138H256ZM3 140V141H2ZM52 140V139H51ZM102 140H104V138L102 139ZM112 140V139H111ZM110 140V141H111ZM128 139H126V141H127ZM207 140V139H206ZM6 141H7V143H9V144H6ZM43 142V138H41L40 139V142ZM45 141V142H46ZM80 141V140H79ZM85 141V140H84ZM124 142H125V140H123ZM199 141V140H198ZM209 141H210V139H209ZM254 141V140H253ZM1 142H3L2 144H1ZM14 144H13V143ZM35 142H37L36 143V145H35ZM49 141H47V143H48ZM52 142V141H51ZM54 142V141H53ZM202 142V141H201ZM208 142V141H207ZM229 142H230V140H229ZM232 142V141H231ZM237 142H236V144H237ZM240 142V143H239ZM248 142V141H247ZM256 142V141H255ZM58 143V142H57ZM109 143V142H108ZM112 143H114L113 141H112ZM111 142L109 143V144H112ZM139 143V142H138ZM144 143V140H143V142H141V144H143ZM149 143V142H148ZM148 143H146L145 142V144H147L148 145ZM3 144H5V145H3ZM50 144V143H49ZM100 144V143H99ZM120 144H122V143H120ZM125 144V143H124ZM128 144V143H127ZM232 144V143H231ZM230 144V145H231ZM248 144V143H247ZM33 145H35V146H33ZM51 145V144H50ZM59 145V144H58ZM83 145V144H82ZM149 145H151V144H149ZM205 145V144H204ZM42 146V145H41ZM64 146V145H63ZM62 146V147H63ZM101 146V145H100ZM128 146V145H127ZM126 146V147H127ZM135 146V145H134ZM137 146V145H136ZM142 146V145H141ZM146 146V145H145ZM152 146H153V144H152ZM201 146H202V144H201ZM208 146V145H207ZM234 146V145H233ZM35 147V148H34ZM65 147V146H64ZM94 147V146H93ZM106 147V146H105ZM126 147H124V148H126ZM138 147V146H137ZM143 147V146H142ZM146 147H148V146H146ZM155 147V146H154ZM206 147V146H205ZM238 147V146H237ZM246 147V146H245ZM41 148V147H40ZM48 148V147H47ZM58 148H61L60 147V145H59V147ZM57 148V149H58ZM97 148V147H96ZM96 148H94V149H96ZM108 148V147H107ZM144 148V147H143ZM149 148V147H148ZM147 148V149H148ZM153 148V147H152ZM159 148V147H158ZM31 149V150H32ZM49 149V148H48ZM119 149V148H118ZM127 149V148H126ZM140 149V148H139ZM142 149V148H141ZM151 149V148H150ZM160 149V148H159ZM30 150V151H31ZM38 150V149H37ZM47 150V149H46ZM137 150V149H136ZM158 150V149H157ZM243 150V149H242ZM241 150V152L243 153V151ZM35 151V150H34ZM52 151H54V150H52ZM81 151V150H80ZM109 151V150H108ZM114 151V150H113ZM120 151V150H119ZM126 151H129V150H126ZM142 151V150H141ZM145 151H150V150H145ZM153 151V150H152ZM238 151H240V150H238ZM8 152H11V154H13V157H10L11 155H10V153H8ZM32 152H33V150H32ZM31 152V153H32ZM62 152V151H61ZM100 152V151H99ZM115 152V151H114ZM158 152V151H157ZM160 153L162 152V151H159ZM7 153L9 154V157H8V159H7ZM34 153V152H33ZM32 153V154H33ZM54 153H56V151H54L53 152V154ZM80 154L79 155H81V152H79ZM115 153H117V152H115ZM122 153V152H121ZM129 153V152H128ZM132 153H134V151L132 152ZM131 153V154H132ZM136 153H138V151L136 152ZM147 153V152H146ZM152 153V152H151ZM154 153H156L155 151H154ZM242 153H241V156H242ZM245 153V152H244ZM243 153V154H244ZM43 154V153H42ZM49 154H50V156H51V154L52 153H50L49 152ZM59 154L61 155V153H60V151H59ZM58 154V155H59ZM87 153H85V155H86ZM139 154V153H138ZM56 155V154H55ZM54 155V156H55ZM98 155V154H97ZM135 155V154H134ZM141 155V154H140ZM145 156H146V154H144ZM157 155V154H156ZM245 155V154H244ZM249 156V158H250V154H248ZM21 156V157H20ZM38 156H40V155H38ZM42 156H44V155H42ZM46 156V155H45ZM48 156V155H47ZM53 156V157H54ZM65 156V155H64ZM66 156H68V155H66ZM65 156V157H66ZM71 156H73V154H71ZM130 156V155H129ZM151 156V155H150ZM152 156H153V154H152ZM159 156V155H158ZM240 156V152H239V155H238V157ZM240 156V157H241ZM247 156V155H246ZM52 157V159H53V161H54V164H53V161H52V159H49V158H51V157H49L48 159H49V162L48 163H52L54 166H50L49 164L47 165L48 166V168H49V166H50V168H52V169H48L49 170V172H51V170H53L52 172H54L55 173V171L54 170H56V169H54L56 166V162L58 161V159H56V160H54V158ZM56 157V156H55ZM74 157V156H73ZM84 157V156H83ZM95 157H97V156H95ZM125 157V156H124ZM124 157H122L121 159H123ZM161 157H162V155H161ZM239 157V158H240ZM245 157V156H244ZM244 157H241V158H244ZM248 157H245L244 159H246V158H248ZM18 158V159H19ZM31 158H32V156H31ZM36 158V157H35ZM44 158V157H43ZM85 158V160H86V158L87 157H84ZM126 158V157H125ZM143 158V157H142ZM151 158H154V157H151ZM254 158V157H253ZM46 159V158H45ZM44 159V160H45ZM81 159V158H80ZM127 159V158H126ZM145 159H149V158H145ZM145 159H143V160H145ZM158 159V158H157ZM156 159V157H155V161L157 160ZM166 159V158H165ZM252 159V158H251ZM17 160V159H16ZM33 160V159H32ZM43 160V159H42ZM42 160H41V162H42ZM66 160V159H65ZM70 160V159H69ZM84 160V159H83ZM83 160L81 159V162H83ZM84 160V161H85ZM96 160V159H95ZM99 160V159H98ZM125 160V159H124ZM124 160H122V161H124ZM152 160V159H151ZM169 160V159H168ZM191 160V159H190ZM240 160V159H239ZM20 161H22V160H20ZM28 161V160H27ZM39 161V160H38ZM37 161V162H38ZM71 161H73V160H71ZM75 161H78V160H75ZM100 161H101V159H100ZM100 161H98V162H100ZM147 161V160H146ZM154 161V162H155ZM166 161V160H165ZM31 162V161H30ZM46 162V161H45ZM70 162V161H69ZM92 162V161H91ZM103 162V161H102ZM111 162V161H110ZM109 162V166L111 167H109L110 168V170L112 169V170H114V168L116 167H114L113 168V166H114V163H113V161L110 163ZM114 162H116V161H114ZM121 162V161H120ZM125 163H126V161H124ZM123 162V163H124ZM129 162V161H128ZM152 162V161H151ZM153 162V163H154ZM163 162V161H162ZM171 162V161H170ZM169 162V163H170ZM20 163V162H19ZM35 163V162H34ZM59 164H60V162H58ZM64 163V161L63 162H61V164H63ZM67 163V162H66ZM104 163V162H103ZM158 163V162H157ZM18 164V163H17ZM21 164V163H20ZM32 164V163H31ZM44 164V163H43ZM47 164V163H46ZM45 164V165H46ZM60 164V165H61ZM86 164H88V163H86ZM92 164H93V162H92ZM99 164V163H98ZM101 164V163H100ZM116 164V163H115ZM146 164V163H145ZM148 164V163H147ZM160 164V163H159ZM192 164V163H191ZM22 165V164H21ZM20 165V166H21ZM29 165V164H28ZM35 165V164H34ZM33 165V166H34ZM36 165H38V164H36ZM40 165V164H39ZM60 165H58V166H60ZM64 165V164H63ZM76 165V164H75ZM81 164H79V166H80ZM117 165V164H116ZM129 163H127L126 165H122L123 166V171L124 172H122V173H124V174H129L130 172H129ZM150 165H152V164H150ZM155 165H157V164H155ZM161 165V164H160ZM163 165V164H162ZM198 165V164H197ZM203 165V164H202ZM33 166H32V168H33ZM69 166V165H68ZM77 166V165H76ZM91 166V165H90ZM154 166V165H153ZM189 166V165H188ZM23 167V166H22ZM41 167V166H40ZM39 167V168H40ZM43 167H45V166H43ZM63 167H67L66 165L65 166H62V168ZM71 167V166H70ZM73 167V166H72ZM147 167V166H146ZM190 167V166H189ZM207 167V166H206ZM205 167V170L207 169ZM37 168H38V166H37ZM60 168H61V166H60ZM65 168H63V170H65V171H63V172H61V174H64V177L61 175V179L58 177V174L57 173H55V174H57V176H53L54 177V179H53V177H52V179H53V181H52V185L54 186L53 188H51V187H48V189H47V193L50 195V197H51V201H49V202H52V204H53V202H57V200H61V201H63V198H64V196L62 195L64 192H62V190L64 189V187H63V185H62V190H61V185H60V183L62 182L64 185H65V183L67 182L68 183V180L70 179V177H69V174L68 173H70V172H68V168L69 167H67L66 169ZM90 168V167H89ZM101 168H104V167H101ZM118 168V167H117ZM153 168H155V167H153ZM162 168H163V166H162ZM162 168L160 169V167L159 168H157V169H159V170H162ZM167 168V167H166ZM168 168L170 169V166H168ZM45 169H46V167H45ZM80 169V168H79ZM79 169H77V174L79 173L78 172V170ZM98 169V168H97ZM96 169V170H97ZM105 169V168H104ZM118 169H120L121 170V168L119 167ZM137 169V168H136ZM32 170V169H31ZM57 170H58V168H57ZM81 170V169H80ZM79 170V171H80ZM93 170H95V168L93 169ZM99 170V172L101 171V169H98ZM139 170V169H138ZM150 170V169H149ZM168 170V169H167ZM170 170H172V169H170ZM204 170V168L203 167H194V169L192 168H190L188 171H187V173L186 174H184V177H183V179H182V181L180 180L179 182L183 185V186H185V188H186V192H185V194H179V196H178V198H177V200L176 199H174L171 195H167V194H162L161 192H162V190H160L161 192H158L157 191V193H155V192H153L151 195H149V196H147V198H145L146 197V194H148V193H150V192H148L147 191V189L148 188H150V187H148V188H146V190L143 188V190H145V194L144 193H142V196L144 195V198H143V200L145 201V203L144 204H141L142 206L140 207V208H138L137 206H136V203H135V206L138 208H136V207H132V209H135V211H136V213L135 214H133V213H130V211L132 212V210L130 209L129 211H128V213H130L129 215H126V217L124 216V214L122 215L123 217H121L120 219H116L114 216H116V215H118L117 213H113L112 214V212H108V213H106V215H100L98 212H99V210L98 209H96V210H98L97 212L96 211H94L93 209L94 208H88L87 207V205H90V204H94V202L92 203H85L86 204V207H87V209L85 208V209H81V208H70V209H67L70 205L72 206V205H75V202H78V203H80V201L79 200H76V199H74V202H72L71 201V203L72 204H70V202H69V204L67 203L66 205H65V203H66V201H69V200H66V201H64V202H62L61 204H62V206H60V207H58V208H56V209H50V207H47V206H45V207H47L45 210H44V208H43V212H41V215L40 216H37V215H35V212L36 211H40V207H38V206H36V205H34L33 207H29V205H28V207H24V203L28 200V199H30L29 197H30V195H31V193H35V192H37L38 190H40V189H42V187H44L42 184L44 183V182H47L48 180H47V176H49L48 174H47V176L46 175H43V176H41V177H37V175L35 176V174H34V176H32L33 175V172H32V175L30 174V170L28 171V169L27 170H24V172H21V173H19V174H21V177H15V178H13V180H12V178H11V183H10V185H11V187L9 188L8 187V191H5L4 192V196H2L3 198V203H2V205H0V244L2 245L0 248L2 249V250H5V248H7L8 247V244L9 243H11L12 242V245L14 246V247H12L11 245V248H14V249H17V251H18V253L16 252L15 254H14V256L12 257V258H14V264H58V263H61L64 259H65V257L66 256H68V255H71L70 257H72V256H74L73 254L75 253L76 255L77 254H79L81 251L84 253V252H86V253H84V255L85 256H83V257H79V256H82V255H78V258H76V259H74V258H72L73 259V263H69V264H106L107 262H109V263H113V264H123V262H121V261H124V264L126 263H130V262H132V264H134V263H136V262H133V261H137V259L135 258V260H131V259H129V256H130V254L129 253H131V252H133L134 254H135V250H133L134 248L133 247H135V246H139L141 243L143 244V246L146 248V249H151L150 251H152V249H154L155 250V252L156 251H160V252H162V255L165 257V259H164V264H170V263H173L174 262V264H232V262L230 261V259H231V256L233 255V253H232V251H234V249L232 248V247H234V246H236V245H238V241H244V242H251V239L250 238H248V237H245L244 235H241V233H239L240 232V230H239V232H237V231H231L230 230V228H229V226H230V223H231V221H232V219H234V217H236L237 219L238 218H244L245 217V215L246 214H248V213H246V212H250V210H247L249 207H251L252 206V208H250L251 210H255V211H253L254 212V214L255 215H258L259 216V214H260V212H262V211H260V210H262L261 208H263V206H264V190H261L260 189V193L259 192H257L256 190H250V191H248L249 192V194H250V197L252 198V199H254L255 198V200H253L252 202H251V204H249V203H246V202H244L243 200H241V198L237 195V190H238V184L239 183H243V181H241V182H239L240 181V177L237 179L236 178V180L234 179V181H228L227 183H223L222 181H224V180H219V179H217V178H215L216 176H212L211 174H212V172L211 173H209L208 172V170H206L209 174H207L206 175V172H203V171H205ZM210 170H212V169H210ZM2 171H3V169H2ZM14 171H16V170H14ZM28 171V172H27ZM41 171L42 170H40V174H41ZM85 171H87V170H85ZM104 171V170H103ZM115 171H117L116 169H115ZM146 171V170H145ZM157 171V170H156ZM169 171V170H168ZM263 171V170H262ZM57 172V171H56ZM60 172V171H59ZM68 172V173H67ZM106 172V171H105ZM153 172V171H152ZM29 173V174H28ZM36 173V172H35ZM37 173H38V170H37ZM72 173V172H71ZM76 173V172H75ZM96 173V172H95ZM106 173H108V171L106 172ZM121 173V174H122ZM151 173V172H150ZM157 173H158V171H157ZM156 173V174H157ZM173 173V172H172ZM205 173V174H204ZM246 173V172H245ZM248 173V172H247ZM12 174V173H11ZM15 174H17V173H15ZM50 174H52V173H50ZM55 174H53V175H55ZM67 175V177H69V179H67V180H65L66 182H64V178H65V176ZM77 174H75V175H77ZM87 173H85V175H86ZM88 174L89 175H92V174H90L89 172H88ZM88 174H87V176H86V178H85V175L83 176V178L81 177L80 178V180L77 178V176H76V178L74 179L73 178V180L75 181V183L73 182V180L72 179H70V182H69V184L71 183V182H73L74 184L72 185V186H74V185H78V184H76V179H78V182L80 181L81 183H86V184H88L89 185V181L91 182V181H93V179H91V176H90V180L89 179H87V177H88ZM94 174V173H93ZM97 174H98V172H97ZM97 174H96V176H97ZM115 174V175H114ZM117 173H113V175H112V181H113V183L114 184H118L119 182H120V178L116 175ZM166 174H168V173H166ZM263 174V173H262ZM59 175V176H60ZM74 175V176H75ZM83 175V174H82ZM101 176L103 175L104 176V174H100ZM108 174H106V176H107ZM119 175V174H118ZM151 175H153V174H151ZM158 175V174H157ZM169 175V174H168ZM167 175V176H168ZM173 175V174H172ZM239 175V174H238ZM252 175V174H251ZM3 176V175H2ZM1 175H0V177H2ZM5 176V175H4ZM20 176V175H19ZM38 176H39V173H38ZM51 176V175H50ZM101 176H100V180H104L105 178H106V176H105V178L102 176V178H104V179H101ZM124 176H127V175H124ZM148 176H149V174H148ZM156 176V175H155ZM162 176H164V175H162ZM183 176V175H182ZM263 176V175H262ZM62 177H63V179H62ZM66 177V178H67ZM93 177V176H92ZM95 177V176H94ZM93 177V178H94ZM150 177V176H149ZM169 177V176H168ZM246 177V176H245ZM249 177L250 176H248L247 178L249 179ZM51 178V177H50ZM96 178V177H95ZM95 178H94V180H95ZM156 178V177H155ZM166 178V177H165ZM242 178L244 179V175H242L241 176V180H242ZM256 178V177H255ZM261 178V177H260ZM109 179H110V177H109ZM160 179H164V178H161V176H160ZM168 179V178H167ZM170 179H172V178H170ZM178 179H179V177H178ZM181 179V178H180ZM262 179V178H261ZM61 180V181H60ZM153 180H155V179H153ZM169 180V179H168ZM173 180V179H172ZM251 180V181H250ZM252 180H254V179H249V181L250 182H252ZM51 181V180H50ZM159 181V180H158ZM170 181V183H171V180H169ZM176 181V180H175ZM248 181V180H247ZM77 182V183H78ZM108 182V181H107ZM149 182V181H148ZM165 182V181H164ZM225 182V181H224ZM255 182V181H254ZM254 182H252L253 184H254ZM66 183V185L68 186L69 184H67ZM92 184H90V185H94L93 183H95V182H91ZM100 183H102V181H100ZM99 183V184H100ZM105 183V182H104ZM110 183H111V181H110ZM109 183V184H110ZM150 183V182H149ZM173 183H175V182H173ZM180 183H178L179 185H180ZM248 184V185H253V184ZM2 184V183H1ZM45 184V183H44ZM80 184V183H79ZM85 184V185H86ZM103 184V183H102ZM108 184V183H107ZM112 184V183H111ZM120 184V183H119ZM151 184H152V182H151ZM176 184H177V181H176ZM175 184V185H176ZM243 184H245L246 185V183H243ZM6 185V184H5ZM65 185V187L67 188V186ZM71 185V184H70ZM69 185V186H70ZM85 185H83V184H80V187H76L77 189H79V188H81L82 189V187L83 188H85ZM89 185V186H90ZM104 185V184H103ZM153 185H155V184H153ZM153 185H151V186H153ZM156 185H159V184H156ZM166 185H168V184H166ZM3 186V185H2ZM46 186V185H45ZM47 186H49V185H47ZM46 186V187H47ZM71 186V189H73V187ZM107 186V185H106ZM113 186V185H112ZM3 187H5V186H3ZM59 187H60V189H59ZM74 187V188H75ZM89 190L90 189H92L94 186H91V188H89L88 186H86ZM95 187H96V184H95ZM138 187V186H137ZM154 187V186H153ZM156 187V186H155ZM164 187V186H163ZM7 188V187H6ZM51 188V189H50ZM64 189V190H68L69 192L71 191V189L70 188H68V189ZM142 187H140V189H141ZM157 188V187H156ZM159 188V187H158ZM260 188H263V187H260ZM2 189V188H1ZM4 189V188H3ZM44 189H46V188H44ZM50 189V190H49ZM70 189V190H69ZM80 189V190H81ZM94 189V188H93ZM96 189V188H95ZM115 189V188H114ZM119 188H117L116 190H118ZM136 189H138V188H136ZM5 190V189H4ZM122 190V189H121ZM139 190V189H138ZM156 190V189H155ZM73 191V190H72ZM77 191V190H76ZM82 191V190H81ZM93 191V190H92ZM135 191V190H134ZM141 191V190H140ZM150 191H152V190H150ZM182 191V190H181ZM2 192V191H1ZM43 192H45V190L43 191ZM68 192V193H69ZM74 192V191H73ZM91 192V191H90ZM96 192V191H95ZM138 191H136L135 193H137ZM142 192H144V191H142ZM148 192V193H147ZM46 193V194H47ZM62 193V194H61ZM67 193V194H68ZM77 192H75V194H76ZM94 193V192H93ZM155 193V194H154ZM164 193V192H163ZM65 194V193H64ZM67 194H66V197H67ZM91 194V193H90ZM95 194V193H94ZM93 194V195H94ZM49 195H47V196H49ZM77 195V194H76ZM82 195V194H81ZM80 195V196H81ZM138 195H139V192H138ZM90 196V195H89ZM141 196V195H140ZM177 196V195H176ZM73 198H74V195H73ZM81 198H82V196H81ZM87 198V197H86ZM1 199V198H0ZM16 199V201L18 202V203H21L23 206L22 207H24V209L22 208V210L23 211H20V209H19V211H20V213H19V211L17 210L16 211V214H18V215H10L9 214V212H7V210L6 209H8V210H11V209H9L10 208V206H11V204H12V201L14 202V200ZM79 199V198H78ZM93 199V198H92ZM76 200V201H75ZM84 200V199H83ZM132 200V199H131ZM135 200V199H134ZM82 201V200H81ZM88 201H90L89 199H88ZM87 201V202H88ZM92 201V200H91ZM98 201V200H97ZM141 201V200H140ZM43 202V201H42ZM42 202H41V204H42ZM83 202H85V201H83ZM82 202V203H83ZM59 203H60V201H59ZM77 203V204H78ZM109 203V202H108ZM130 203H132V202H130ZM20 204V205H21ZM76 204V205H77ZM85 204H83L84 205V207H85ZM140 204V203H139ZM15 205V204H14ZM43 205H44V203H43ZM67 205H69V206H67ZM82 204L80 203V205L79 206H81ZM31 206V205H30ZM56 206H57V204H56ZM67 206V207H66ZM96 206V205H95ZM94 206V207H95ZM113 206V205H112ZM9 207V208H8ZM19 207V206H18ZM74 207V206H73ZM76 207H78V206H76ZM81 207H83V206H81ZM89 207H91V206H89ZM93 207V206H92ZM107 207V206H106ZM130 207V206H129ZM17 208V207H16ZM15 208V209H16ZM49 208V210H47ZM114 208V207H113ZM117 210V209H116ZM108 211H109V208H108ZM115 211V210H114ZM119 211H120V209H119ZM122 211V210H121ZM123 211H125V210H123ZM18 212V213H17ZM106 212V211H105ZM105 212H103V213H105ZM12 213V212H11ZM122 213V212H121ZM121 213H120V216H121ZM251 213V212H250ZM13 214V213H12ZM101 214H102V212H101ZM132 214V215H131ZM252 215H253V213H252ZM119 216V215H118ZM257 216V217H258ZM263 217V216H262ZM235 218V219H236ZM240 220V219H239ZM244 220V219H243ZM243 220L241 219V224L243 223ZM260 220H262V218L260 219ZM245 221V220H244ZM15 222V223H14ZM233 222V221H232ZM236 222V221H235ZM239 222V221H238ZM249 223V222H248ZM260 223V222H259ZM239 224V223H238ZM241 224H240V226H241ZM250 224V223H249ZM248 224V225H249ZM254 224V223H253ZM263 224H264V221H263ZM237 226V225H236ZM240 226H239V229H240ZM247 226V225H246ZM252 226V225H251ZM254 226V225H253ZM244 227V226H243ZM249 227V226H248ZM257 227V226H256ZM263 228V227H262ZM27 229L29 230V229H31V231L32 230H38L37 232H40L39 233V235H36L37 234V232H36V236L35 237H33L34 238V244L33 245H30L29 247H27V249H25V248H23V246L21 247V249L23 248L24 249V251L25 252H23V251H20L19 250V243L21 242V239L19 238L20 236H22L21 235V233H23L24 234V232L25 231H27ZM244 229H245V227H244ZM232 232V233H230V231ZM236 230V229H235ZM238 230V229H237ZM246 230H247V228H246ZM264 230V229H263ZM243 231V230H242ZM245 231V230H244ZM248 231V230H247ZM30 232V231H29ZM28 232V233H29ZM251 232V231H250ZM28 233H27V235H28ZM31 233V232H30ZM245 233V232H244ZM248 233V232H247ZM253 233V232H252ZM255 233V232H254ZM32 235V234H31ZM247 235V234H246ZM34 236V235H33ZM32 238V237H31ZM122 240H120V239ZM29 239H30V237H29ZM119 239V241H117ZM134 239V241L137 243L136 245H135V243H134V245L133 246H129L128 247V245H129V242H130V240H133ZM105 241V242H109L108 243V245L106 244L105 245V243H103V242ZM119 243V242H123V244H121V243H119V245H117L116 243L117 242ZM32 242V241H31ZM100 242H102L103 243V245L106 247V249H104L105 251H107V252H105L104 250H101L100 248H103L104 246L102 245V247L100 246L101 245V243ZM116 242V243H115ZM127 242H128V245L126 246V244H127ZM100 244L99 245V247L95 250V249H93V251H91V250H87L88 252H93V253H88L87 251H83V250H86L89 246L91 247V245H94V244ZM116 245H115V244ZM139 243V244H138ZM4 244V245H3ZM240 244V243H239ZM222 245H224V246H226L227 247V249H228V252H227V250H226V252H225V248H224V250L222 249ZM10 246L8 247V248H10ZM137 246V247H138ZM222 246V247H221ZM3 247V248H2ZM32 247V250H34L33 248H35V251L37 250V248H39L38 250H37V253H34L33 251H31V250H29L30 248ZM96 247H97V245H96ZM107 247H108V249H107ZM143 247V248H144ZM7 248V249H8ZM29 248V249H28ZM141 248V247H140ZM241 248V247H240ZM245 248H247V247H245ZM233 249V250H232ZM257 249V248H256ZM255 249V250H256ZM139 250V249H138ZM138 250H136V251H138ZM142 250V249H141ZM149 250H148V252H149ZM231 250V251H230ZM241 250V249H240ZM243 250V249H242ZM261 250V249H260ZM79 251V252H78ZM94 251H96V252H94ZM257 251H259V250H257ZM78 252V253H77ZM152 252H154V251H152ZM154 252V253H155ZM235 252V251H234ZM3 253H4V251H3ZM5 253H6V251H5ZM105 253H106V255L108 256H106L105 255ZM138 253H140V251L138 252ZM145 253V252H144ZM151 253V252H150ZM149 253V254H150ZM156 253H159V252H156ZM236 253V252H235ZM253 253H256V252H253ZM127 254V260L129 261V262H126L125 261V259L124 260H122L123 258V256L124 255H126ZM137 254V253H136ZM248 254V253H247ZM8 255V254H7ZM159 255L161 256V253H159ZM158 254H157V258H159L158 256H159ZM248 255H250V254H248ZM255 255V254H254ZM0 256H2V257H4V255L2 254V255H0ZM131 256H132V254H131ZM134 256V255H133ZM136 256V255H135ZM142 256V255H141ZM146 256V255H145ZM152 256H153V254H152ZM163 256H161L160 258H162ZM69 257V256H68ZM107 257V258H106ZM125 257V258H126ZM154 257H155V255H154ZM248 257V256H247ZM251 257V256H250ZM250 257H248V258H250ZM254 256H252V258H250L251 260H255L256 259V261H257V263L259 262V263H262V262H264V251L263 252H260L259 254H257L256 253V256L253 258ZM9 258V257H8ZM8 258H6V259H8ZM145 258V257H144ZM151 258V257H150ZM156 258V259H157ZM248 258H246V260L248 259ZM63 259V260H62ZM132 259H134V257L132 258ZM11 260V259H10ZM59 260H61V261H59ZM142 260V259H141ZM153 260H154V258H153ZM157 260H159V259H157ZM161 260V259H160ZM159 260V261H160ZM245 260V261H246ZM9 261V260H8ZM71 261V260H70ZM138 261H140L139 259H138ZM146 261V260H145ZM145 261H142V262H145ZM159 261H156V260H154V262H157V264H160V263H158ZM162 261V260H161ZM255 261V262H256ZM11 262V261H10ZM64 262V261H63ZM247 263L249 262V259H248V261H246ZM252 262V261H251ZM254 262V261H253ZM252 262V264H254ZM12 263V262H11ZM140 263V262H139ZM250 263V262H249ZM5 264V263H4ZM7 264V263H6ZM10 264V263H9ZM62 264V263H61ZM137 264V263H136ZM142 264V263H141ZM156 264V263H155ZM162 264V263H161ZM242 264V263H241Z\"/></svg>", "mask_w": 264, "mask_h": 264}]
</instances>
